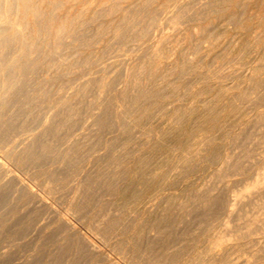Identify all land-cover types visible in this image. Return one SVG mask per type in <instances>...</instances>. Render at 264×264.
<instances>
[{"label": "rangeland", "instance_id": "rangeland-1", "mask_svg": "<svg viewBox=\"0 0 264 264\" xmlns=\"http://www.w3.org/2000/svg\"><path fill=\"white\" fill-rule=\"evenodd\" d=\"M145 1L147 5L144 3ZM145 1L144 0H138V1L136 0H116V1L110 0L109 2V0H62V1L61 0H55V1L54 0H51V1L50 0H31L30 2L34 7H36L37 5L38 10L41 12L42 11L44 12H42V14L37 18H35L32 15L29 18L30 27L27 29V39L29 40L31 39L30 44L29 43L25 44L24 42L25 39L23 40L24 37H22V34H19L18 36L13 37L12 39L10 38L4 41H0V47L3 46V48H5L3 49L1 47L2 49L0 48V50L2 51L5 50L7 52L6 53L4 51V53H1L2 56H6V58L3 57L4 63L6 59V64H5L6 69L2 70L3 72L1 71L0 81L4 79L3 76L5 75L7 76V78L10 76V78L14 77L15 79H17L19 77L22 79L20 80L18 78L19 81L13 87L12 86H10V88L9 86L8 88L7 86L5 87V89L8 90V92L4 90L5 92L3 91V93L2 92L1 93H2V96L6 95L5 96L6 98L2 97L0 93V119H1L0 120V144L3 143L5 145L8 141V144H6L8 148L5 147L6 145L4 146L3 144H1L0 160L6 163L7 167L9 166L10 173H11V170L13 172L15 171L14 173L20 176V178L22 177V180L25 179L27 183L30 182L31 184L29 183L28 184L30 186L33 185L34 187L32 186L31 187L35 188L36 190L35 189L34 190L38 194L41 193L40 196L46 199L45 201L50 206V207L47 206L46 203L45 204L48 208L44 206L45 205L44 203L41 206L38 199H36L37 197L36 196L34 197V195H32L31 193L26 192V190L23 187H21V185H19V183L16 180L11 179L10 184H8V181L10 179L7 181V176H3L4 174L2 175L1 174L2 171L0 170V176L2 175L0 180L4 179V180H1L2 182L0 181V190H1L0 192V209H1L0 210V218H1V222H0L1 223L0 225V258H1L0 264L2 263L3 264H22V263L23 264H26V263L27 264H52V263L53 264H93L94 262H95L94 264H112L113 262H114L113 264H132V263L133 264H138V263L139 264H146V263L147 264H171V263L173 264H204V263L205 264H240V263L241 264H255V263L261 264L262 263L264 264V254H263L264 252V248H263L264 247L263 246L264 245L263 244L264 243L263 242L264 241L263 240L264 239V232H263L264 231V226H263L264 221L263 220L264 219H261L260 223L256 222L258 223V225H256V223L255 224L252 223L254 225L252 224L248 225L246 223L247 219L251 218L253 215L259 216L258 221H260V218L262 216H263L262 218H264V193H262L264 190V186H262L263 189H261L262 187H260L258 191H255V189H253L254 192H252L251 190L250 192H246L247 194L244 193L243 198L241 197V201L240 200L237 201L235 209L232 210V212L234 211L233 214L228 208V206L230 205L229 199H230L231 193L235 190L242 191L245 188V186L249 182L252 181L251 179H254L253 176L256 175V172H257L256 170H258V167L259 166L261 167L262 165H264V154H263L264 153L263 151L264 150V141H263L264 140L263 138L264 136V131H263L264 130L263 128L264 127V123H263L264 122V116H263L264 106H262L264 105V0H200V1L199 0H151V1L145 0ZM116 2L119 3L120 6ZM147 2H150V3L148 4ZM4 3L5 1L1 0L0 6L3 7ZM12 3H15L14 5H16V0H12ZM112 3L114 4L116 3V5ZM132 4H133V7L135 4V8L129 9V7L132 6ZM184 4L185 6H189V7L188 8L185 7ZM99 6L102 7L101 10ZM104 7H106V9ZM107 7H109L111 11H109L110 9ZM123 8H124V11L125 9L129 11L124 12L122 10ZM138 8H140L141 11L139 10L136 11ZM15 9L16 8L14 7L13 13H15ZM172 9L176 11H172V14H169V12L171 13ZM52 10L53 12H51ZM104 10H106L107 12H105ZM113 10L115 13L112 12ZM142 10H145V11L143 12ZM49 11L51 12L50 14H49ZM104 12L106 13V15ZM139 12L143 16H139L138 14L136 16L134 14V13H139ZM94 13L95 15H92ZM79 14H82V16ZM150 15H151L152 20L149 17ZM167 15L169 17L166 18ZM174 15L175 17H177L176 19L178 18L179 19L178 20L174 19L173 17ZM154 17H155V20H157L156 22H154L155 21ZM121 18L124 20V22ZM147 18L149 19L150 23H148L147 21V25L148 24L149 25L145 26L146 20H148ZM169 18L170 19L173 18V19L169 20ZM119 20H120V23H119ZM132 20L133 22L137 20L136 22L141 23V25L135 22V24H138L136 25L137 27L136 28L135 24L134 23L132 24ZM142 22H144L145 28L148 27L147 29H143ZM157 22L160 25H158ZM121 23L123 24V26H121L122 25ZM154 23H156L157 26ZM59 24L62 25V30L60 32L57 29ZM81 24L84 26H82ZM153 24L155 27H157L156 28L157 30L154 29L155 27L153 26ZM118 25L120 27H118ZM81 26L83 27L82 29H81ZM140 26L142 27V29L140 28ZM120 28L124 30L122 31ZM56 31H58V33ZM155 31H157V33ZM127 32L130 34H128ZM73 36H75L74 39L72 38ZM98 37L100 38L98 39ZM147 40H150V41H147ZM5 42L7 43L5 44ZM88 42L90 45L87 44ZM159 42L160 44H158ZM4 44L7 45V47ZM157 45L158 46L160 45V46L156 47ZM196 45H198L197 50H195ZM17 46H19V48H17ZM37 48H39L38 52H37ZM157 48H159V53H158ZM57 49L59 50L57 51ZM26 50H29V53L25 52ZM8 51L11 54H9ZM192 54H196V56ZM9 55H10V58H9ZM94 55L96 56L94 57ZM189 56H192V57H189ZM91 57L93 58V60L95 59L94 63ZM25 58H29L30 62L28 61V59H25ZM98 58L99 59L101 58V59L99 60ZM1 59L2 58L0 55V60ZM189 59L190 61H188ZM14 61L17 63H15ZM95 61L97 62L95 63ZM19 62H20L21 67L20 66L18 67L15 65V64H19ZM23 62H29V63L24 64ZM31 62H32L31 65H33L34 69L30 65ZM13 63H15L14 64L15 66L12 65L11 67H9ZM103 63H105L106 66H104L105 64L103 65ZM111 63H112V67L111 66L109 67V64L111 65ZM23 64L25 65V68ZM52 64L55 66H53ZM101 64L104 67H102ZM128 64L130 67L128 66ZM148 64H151V65L148 66ZM131 65H133V67H131ZM27 66L28 68H30L29 71L31 70L30 73H27L29 72L28 68H26ZM135 66L136 67L138 66V67L136 68ZM141 67H143V70ZM217 67L220 68V70H218ZM78 68H80L81 70ZM21 69L23 70L22 72H24V69H25L27 74L26 73L23 74L21 72ZM136 69H138L137 72H134ZM13 70L17 72L16 73L12 72ZM127 70L131 71L130 74ZM214 70L215 72H213ZM19 71L22 73V76ZM102 72H104V74ZM127 73L129 74V78H128ZM10 74L12 75V77ZM84 74L86 75L84 76ZM101 74L103 75V78ZM14 75H16V77ZM105 77L106 79H104ZM74 78L76 79V81L78 79H80L81 81L78 80V82H76ZM99 78H101L102 80ZM26 80H28L29 82ZM126 80L127 82H125ZM175 80L177 81L174 82ZM84 81L90 82L89 83L90 86L88 85V82L83 83ZM19 82L21 83L18 84ZM62 82H64L65 84L68 82L67 88L65 84ZM74 82L78 86L75 85L73 87L74 89L70 88L71 86H73V84H75ZM26 83H28V85L30 84L29 85L30 88ZM69 83L70 84L72 83V84L70 85ZM82 83H83V86H82ZM85 84H87V86ZM17 85L19 86L17 87ZM60 85L62 86L60 87ZM68 85L70 86L68 87ZM99 85L101 86L100 93L98 91L100 89ZM109 85H110V88H109ZM106 86H108L107 88H109L110 92L108 91V89L106 90ZM116 86L118 87L116 88ZM226 86L228 87L226 88ZM57 87L58 89H56ZM88 87L90 88V90ZM82 88L85 91L87 90L86 94L83 93L84 96L83 94H81L82 92H85L82 90ZM112 88L114 89V91L112 90ZM19 89L21 90L19 91ZM66 89L69 90L67 91V93H71V94L67 95V93H65ZM258 90L260 91L262 90V91L258 92ZM78 91L80 93V96H78L79 95ZM244 92H246V94ZM89 93L91 94V96ZM116 93L118 94L115 96ZM8 94H10L12 97ZM61 94L67 97H64ZM111 95L112 96L114 95L115 98L114 96L109 98V96ZM7 96H9L10 98ZM70 96L73 97L72 99L73 102L70 101L72 98V97L70 98ZM116 97H119V98H116ZM61 101L63 104H61ZM2 102L5 106L2 105ZM29 102H30V105H29ZM111 102L113 105L111 104ZM18 105L20 106V108ZM68 105H71V106H68ZM254 105L257 107H255ZM58 106L59 107L61 106V107L59 108ZM238 106L240 107V109H238L239 108ZM53 107L58 112L61 111L59 113L57 112L58 114L53 113L55 117L51 115L52 113H49L50 110H51L50 112L54 111ZM71 107L73 110L71 109ZM10 108H11V111L9 110ZM105 108H107V110ZM123 108H125V110ZM16 110H17V113H16ZM56 110L54 112H56ZM39 111L40 112L42 111L41 114ZM70 111H74V112H70ZM239 111L242 113L239 114ZM43 113H44V116L42 115ZM5 114L7 116H5ZM36 114L38 117H36ZM63 115L64 117H62ZM42 116L43 117L46 116L47 120H46V117L44 118V120H42ZM26 117H29V118H26ZM68 119H70V121ZM20 120L22 122H20ZM59 120H61L62 123ZM74 121H76L75 123L77 124L76 126L77 128L75 127V129H77V132L74 129V125H75ZM66 122L67 124H65ZM89 122L90 123L92 122V123L90 124ZM96 123L98 124L96 125ZM36 124L38 125L37 128L35 127L37 126ZM87 124H90L92 128L90 126L88 127ZM259 124H261V126ZM43 125H45V128ZM59 125L63 127H60ZM28 126H31V127L33 126L35 129L31 127L27 129ZM46 126L48 127L46 128ZM66 126L70 128L68 127L66 128ZM84 126L87 129L90 128L91 131L88 130L89 132L88 133L87 130H85ZM25 127L27 128L25 129ZM20 128H22L23 130ZM82 128L85 131L83 134H81V132L83 131ZM120 128H122V130ZM71 130L74 133H72ZM244 130H246V132ZM24 132L25 134H29V137L28 135H26L27 138H25L26 136H24L25 135ZM66 132L69 135V137L67 136ZM70 132L74 135L72 139H70L72 137V134ZM76 133L80 135L78 136ZM16 134H18L17 137H16ZM246 134L250 137V139L251 138L252 139L250 140ZM260 134L262 135L261 138L259 136ZM21 135L23 136L22 137L23 139L22 138L20 139ZM55 135L57 138L53 137ZM10 136L12 140H10ZM12 137H14V139ZM66 137H67V140H65ZM55 138L56 140L54 142ZM258 138H260V140L262 138L263 139L260 141ZM61 139L62 140L64 139L65 142L62 141ZM28 141H31L29 142L30 145L27 143ZM15 142L18 145L15 144ZM62 142H64V144H62L61 146ZM70 142L75 143V145L73 143L70 144ZM34 143L35 144L37 143L38 145L36 144L35 146ZM55 143L58 144V146L55 145ZM14 144H15V148H14ZM42 144L45 147H43ZM51 144L54 147L52 148L49 147L51 146ZM65 144L69 146L71 145V147L66 146ZM11 145H13V147H11ZM26 145L28 148L25 147ZM32 146H35L36 149ZM55 146H57L56 148L58 147H61V148H59V150L58 149L56 150ZM233 146H234V149H232ZM238 146H240L241 148ZM2 147L4 149L1 150ZM73 147L74 149H72ZM24 148L25 149L27 148L28 150H24ZM48 149L50 150L48 151ZM62 149L63 150L65 149V151H63ZM7 150L9 151L7 152ZM10 150H13V151H10ZM61 150L64 152V154ZM66 150L67 152L69 151L67 153V156H66ZM14 151L15 152L17 151V152L15 153ZM40 153H42L43 155ZM27 154L29 155V157ZM38 154L41 156L39 157ZM232 154H234V156ZM47 157L51 159L49 160ZM60 157L61 159L63 158L62 159L63 163ZM70 157L72 159H70ZM36 158H39V159L37 160ZM244 158L245 159L247 158L246 159L247 161ZM13 160H14V163L12 162ZM26 160H28V162H26ZM34 160H35V163H34ZM235 161L236 163L234 164L233 162ZM31 163L35 166H33ZM62 165H64V167H62ZM29 166L31 167L29 168ZM58 166L59 167L61 166V167L59 168ZM27 169L28 171L26 172ZM227 169L228 170L230 169V170L228 171ZM244 169H247V170H244ZM55 170L57 173L55 172ZM236 170L238 173L237 175L233 172V171L236 172ZM251 172L252 173L254 172L253 173L254 175ZM82 173H83V176H82ZM225 173L226 174L228 173L229 175L232 174V175L229 176L227 174L228 175L227 176ZM56 174L58 175L55 176ZM220 174H222L223 176ZM51 175H52L53 180L51 179ZM61 175L62 176L64 175L66 177L64 176L62 177ZM73 175H75V177H73ZM76 176L77 178L80 177L79 180L76 178ZM215 177L218 178V180ZM70 178L71 180L68 181ZM72 179L76 181V184H75V181L73 182ZM12 180H13V184H11ZM111 180L112 181L114 180L113 182L115 184ZM3 181H6V182H3ZM84 181L85 183H83ZM232 181H235V182L233 183ZM77 184L78 185L81 184V185L77 186ZM3 185H6V188H1V187H5ZM14 185L15 187H13ZM57 185L60 187L58 188ZM76 186L77 188L79 187L80 191L81 190L82 191L80 192L79 190L75 189ZM15 188L17 189L16 191H14ZM223 188L225 191L223 190ZM90 189L93 191H91ZM261 190L262 192L259 193ZM102 191L104 193H102ZM223 192L225 193L223 194ZM220 195H221L220 197L221 199L218 198ZM216 197L218 198V200ZM23 201H25V204H23L24 203ZM215 201L218 203H216ZM35 202L36 204H38L37 206ZM243 203L245 205H243ZM31 204L32 205L34 204V205L31 207ZM189 205L190 206L193 205V206L190 207ZM206 207H208V209ZM211 208H213L214 211ZM29 209H32L31 212L29 211ZM217 209H218V212H217ZM236 209H239V210H236ZM113 210L115 212H113ZM226 210H228V213ZM199 213H202L201 214L202 216H200ZM59 216L62 218H60ZM63 218L68 219L75 226L74 229H76V231L72 229L73 227L70 228V226L66 222H64L65 220ZM204 218L206 219L204 220ZM71 220H73L74 222ZM103 220L105 221L103 222ZM225 221L230 222L228 223V226L224 224ZM7 223H9L11 226ZM43 223L47 226H44ZM58 223L62 225H59ZM229 224L233 226L232 229ZM4 225H6L7 227ZM245 225H247V227ZM38 226L39 228H37ZM253 226H255V228L250 229ZM258 226L259 227L262 226V227L259 228ZM40 227L41 228L43 227L45 229L43 228L41 229ZM240 227H242V229L244 228L243 230L246 232L248 230L249 236H247V233L244 232L242 229H240ZM77 228L78 230L81 228L80 229L81 231L80 230L77 231ZM235 228L237 229L239 228L238 230L242 231L241 233L244 235L243 236L240 233V235H242L243 237L242 236L238 237V240L239 238L241 239L243 238V239L239 240V245L237 241L235 242L232 239H231L232 241L229 240L228 242L233 243V244L235 242V244L237 245L231 247L229 246L231 244L225 243L227 241L221 242L220 243L221 245L218 244L219 246L216 245L218 241V236H220L222 233H225L226 229H227V232L229 231L232 233L234 230L233 233H235L237 230V229L235 230ZM24 229L26 230L24 231ZM257 229H258V232H256ZM14 230L16 231V233ZM238 230L237 232L239 233L240 231ZM91 231H93L92 234H91ZM253 232L256 234L258 233L259 236L262 235L260 236V239L256 238V237H259L257 236L258 234L257 235L255 234L256 236L252 235L251 233ZM84 236L86 237L90 236V238L92 237L91 239L92 240L94 239L93 241L95 243L97 242L96 245L100 247V250H94L92 248H89L90 246L86 245L87 239H85L86 237L84 238ZM262 237L263 239L261 240ZM245 238H247L249 241ZM212 240L213 241L215 240V241L212 242ZM252 240H254L255 243H253ZM257 240L260 241V242L258 241L259 244H257ZM38 243H40L41 245ZM58 243H60V245ZM223 244H224V247H223ZM258 245L260 246L259 247L260 249L258 248ZM211 247L213 248L215 247L218 250L217 249L211 250ZM7 248L9 249V251ZM101 251H103L102 253L104 256L102 255ZM2 252L4 253L2 254ZM223 253L225 255H223ZM259 253L261 256H259ZM221 254L223 256H221ZM100 255H102V257ZM104 257L108 258V260L110 258L111 262L110 260L107 261V259H105ZM88 259H90V261ZM259 261L260 262L262 261V262L260 263Z\"/></svg>", "mask_w": 264, "mask_h": 264}, {"label": "bare ground", "instance_id": "bare-ground-1", "mask_svg": "<svg viewBox=\"0 0 264 264\" xmlns=\"http://www.w3.org/2000/svg\"><path fill=\"white\" fill-rule=\"evenodd\" d=\"M0 1H1V0H0ZM4 1H5L4 6H3V7L0 6V41H4V40L10 39V38L12 39L13 37L18 36L19 34H22V37H24L23 40L25 39V40H24L25 44H28V43L30 44L31 39H30V40L27 39V29L30 27L29 18H30L31 15L34 16L35 18H37V17H39V16L42 14V12H44V11H42V12L39 11L38 8H37V5H36V7H34V6L31 4V2H30L31 0H16V5H14L15 3H12V0H4ZM50 1H51V0H50ZM54 1H55V0H54ZM61 1H62V0H61ZM113 1H114V0H113ZM115 1H116V0H115ZM136 1H138V0H136ZM144 1H145V0H144ZM150 1H151V0H150ZM199 1H200V0H199ZM109 2H110V0H109ZM111 2H112V1H111ZM119 2H121V1H119ZM180 2H181V1H180ZM180 2H179V3H180ZM60 3H61V2H60ZM116 3H117V2H116ZM116 3H115V4L112 3V4L116 5ZM144 3L146 4V1H145ZM144 3H143V5H144ZM147 3L149 4L150 2H147ZM40 4H41V3H40ZM105 4H106V3H105ZM117 4L120 6L119 3H117ZM180 4H181V3H180ZM180 4H179V5H180ZM202 4H203V3H202ZM204 4H205V3H204ZM57 5H58V4H57ZM59 5H60V4H59ZM106 5H107V4H106ZM146 5H147V4H146ZM192 5H193V4H192ZM40 6H41V5H40ZM52 6H53V5H52ZM125 6H126V5H125ZM136 6H137V5H136ZM177 6H178V5H177ZM184 6H185V4H184ZM195 6H196V5H195ZM204 6H205V5H204ZM14 7L16 8V9H15V13H13V11H14ZM99 7H100V10H101L102 7H101V6H99ZM116 7H117V6H116ZM171 7H172V6H171ZM185 7L188 8L189 6H185ZM51 8H52V7H51ZM51 8H50V9H51ZM58 8H59V7H58ZM104 8L106 9V7H104ZM107 8H109V7H107ZM130 8H135V4H134V7H133V4H132V6H130L129 9H130ZM158 8H159V7H158ZM176 8H177V7H176ZM39 9H40V8H39ZM41 9H42V8H41ZM109 9H110V8H109ZM141 9H142V8H141ZM180 9H181V8H180ZM182 9H183V8H182ZM185 9H186V8H185ZM122 10L124 11V8H123ZM133 10H134V9H133ZM135 10H136V9H135ZM138 10L141 11L140 8H138L136 11H138ZM189 10H191V9H189ZM80 11H81V9H80ZM94 11H95V10H94ZM94 11H93V12H94ZM104 11L107 12L106 10H104ZM109 11H111V9H110ZM109 11H108V12H109ZM126 11H129V10L125 9L124 12H126ZM142 11L144 12L145 10H142ZM148 11H149V10H148ZM157 11H158V10H157ZM172 11H176V10H173V9H172V10H171V13L169 12V14H172ZM187 11H188V10H187ZM212 11H213V10H212ZM51 12H53V10H52ZM51 12L49 11V14H50ZM101 12H102V11H101ZM105 12H104V13H105ZM112 12H114V10H113ZM146 12H147V11H146ZM185 12H186V10H185ZM203 12H204V11H203ZM76 13H77V12H76ZM95 13H97V12H95ZM95 13L92 14V15H95ZM114 13H115V12H114ZM117 13H118V12H117ZM147 13H148V12H147ZM161 13H162V12H161ZM178 13H179V12H178ZM108 14H109V13H108ZM134 14H135L136 16H137V14H138L139 16H143V15L140 14V12H139V13H134ZM134 14H133V15H134ZM53 15H54V14H53ZM79 15L82 16V14H79ZM105 15H106V13H105ZM125 15H127V14H125ZM156 15H158V14H156ZM156 15H155V16H156ZM161 15H162V14H161ZM175 15H176V14H175ZM175 15L173 16L174 19L177 18V17H175ZM179 15H180V14H179ZM194 15H195V14H194ZM48 16H49V15H48ZM48 16H47V17H48ZM81 16H80V17H81ZM83 16H84V15H83ZM153 16H154V15H153ZM153 16H152V17H153ZM192 16H193V15H192ZM54 17H55V16H54ZM94 17H96V16H94ZM145 17H146V16H145ZM147 17H148V16H147ZM149 17H150V19H151V15H150ZM149 17H148V18H149ZM167 17H169V16L167 15L166 18H167ZM199 17H200V16H199ZM48 18H49V17H48ZM148 18H147V19H148ZM181 18H182V17H181ZM33 19H34V18H33ZM49 19H50V18H49ZM73 19H74V18H73ZM77 19H78V18H77ZM121 19H122V18H121ZM143 19H145V18H143ZM143 19H142V20H143ZM157 19H158V18H157ZM171 19H173V18H171ZM171 19L169 18V20H171ZM178 19H179V18H178ZM178 19H176V20H178ZM183 19H184V18H183ZM189 19H190V18H189ZM41 20H42V19H41ZM92 20H93V19H92ZM122 20H123V19H122ZM128 20H129V19H128ZM128 20H127V21H128ZM134 20H135V19H134ZM138 20H139V19H138ZM151 20H152V19H151ZM151 20H150V21H151ZM154 20H155V17H154ZM176 20H175V21H176ZM70 21H72V20H70ZM136 21H137V20H136ZM136 21H135V22H136ZM144 21H145V20H144ZM147 21H148V23H150V22H149V19L146 20V24H145V26L147 25ZM156 21H157V20H155L154 22H156ZM175 21H174V22H175ZM36 22H38V21H36ZM54 22H55V21H54ZM117 22H118V21H117ZM117 22H116V23H117ZM123 22H124V20H123ZM125 22H126V21H125ZM135 22H133V20H132V24H133V23L135 24ZM151 22H152V21H151ZM172 22H173V21H172ZM181 22H182V21H181ZM70 23H71V22H70ZM82 23H83V22H82ZM119 23H120V20H119ZM119 23H118V24H119ZM136 23H138L139 25H141V23H139V22H136ZM142 23H143V29H147L148 27H147V28L144 27V22H142ZM152 23H153V22H152ZM159 23H161V22H159ZM170 23H171V22H170ZM83 24H84V23H83ZM121 24H122V23H121ZM127 24H128V23H127ZM138 24H135V27H136V25H138ZM154 24L156 25V23H154ZM154 24H153V26H154ZM157 24H158V22H157ZM177 24H179V23H177ZM38 25H39V24H38ZM63 25H64V24H63ZM81 25H82V24H81ZM148 25H149V24H148ZM148 25H147V26H148ZM158 25H160V24H158ZM82 26H84V25H82ZM82 26H81V29L83 28ZM116 26H117V24H116ZM121 26H123V24H122ZM129 26H131V25H129ZM133 26H134V25H133ZM156 26H157V25H156ZM63 27H64V26H63ZM114 27H115V26H114ZM118 27H120V26L118 25ZM125 27H127V26H125ZM154 27H155V26H154ZM154 27H153V28H154ZM178 27H180V26H178ZM115 28H116V27H115ZM136 28H137V27H136ZM140 28L142 29L141 26H140ZM140 28H138V29H140ZM156 28H157V27H155L154 29L157 30ZM57 29H58V31L60 32V31L62 30V25L59 24L58 27H57ZM117 29H119V28H117ZM120 29H121V28H120ZM132 29H133V28H132ZM134 29H135V28H134ZM97 30H98V28H97ZM121 30L123 31L124 29H121ZM150 30H151V28H150ZM173 30H174V29H173ZM58 31H56V32L58 33ZM148 31H149V30H148ZM175 31H176V30H175ZM175 31H174V32H175ZM37 32H38V31H37ZM101 32H102V31H101ZM130 32H131V31H130ZM137 32H138V31H137ZM143 32H144V30H143ZM155 32L157 33V31H155ZM155 32H154V33H155ZM204 32H205V31H204ZM107 33H108V32H107ZM127 33H128V32H127ZM156 33H155V34H156ZM172 33H173V32H172ZM175 33H176V32H175ZM36 34H37V33H36ZM83 34H84V33H83ZM114 34H115V33H114ZM120 34H121V33H120ZM128 34H130V33H128ZM128 34H127V35H128ZM158 34H159V33H158ZM162 34H163V33H162ZM44 35H45V34H44ZM44 35H43V36H44ZM55 35H56V34H55ZM61 35H62V34H61ZM91 35H92V34H91ZM99 35H100V34H99ZM150 35H151V34H150ZM37 36H38V35H37ZM37 36H36V37H37ZM58 36H59V34H58ZM97 36H98V35H97ZM112 36H113V35H112ZM118 36H119V34H118ZM118 36H117V37H118ZM134 36H135V35H134ZM153 36H154V35H153ZM155 36H156V35H155ZM162 36H163V35H162ZM56 37H57V36H56ZM74 37H75V36H73L72 38L74 39ZM88 37H89V36H88ZM115 37H116V35H115ZM122 37H123V36H122ZM130 37H131V35H130ZM38 38H39V37H38ZM38 38H37V39H38ZM44 38H45V37H44ZM92 38H93V37H92ZM99 38H100V37H98V39H99ZM123 38H124V37H123ZM155 38H156V37H155ZM159 38H160V37H159ZM162 38H163V37H162ZM60 39H61V38H60ZM62 39H63V38H62ZM68 39H69V38H68ZM90 39H91V38H90ZM112 39H113V38H112ZM114 39H116V38H114ZM160 39H161V38H160ZM160 39H159V40H160ZM166 39H167V38H166ZM17 40H18V39H17ZM157 40H158V39H157ZM157 40H156V42H157ZM161 40H162V39H161ZM163 40H164V39H163ZM36 41H37V40H36ZM43 41H44V39H43ZM57 41H58V40H57ZM73 41H74V40H73ZM147 41H150V40H147ZM205 41H206V40H205ZM208 41H209V40H208ZM63 42H64V41H63ZM63 42H62V43H63ZM206 42H207V41H206ZM6 43H7V42H5V44H6ZM36 43H37V42H36ZM43 43H44V42H43ZM43 43H42V44H43ZM54 43H55V42H54ZM78 43H79V42H78ZM161 43H162V42H161ZM5 44H4V45H5ZM64 44H65V43H64ZM87 44H89V42H88ZM94 44H95V43H94ZM108 44H109V43H108ZM116 44H117V43H116ZM158 44H160V42H159ZM89 45H90V44H89ZM96 45H97V43H96ZM114 45H115V44H114ZM117 45H118V44H117ZM5 46L7 47V45H5ZM9 46H11V45H9ZM46 46H47V45H46ZM55 46H56V45H55ZM122 46H123V45H122ZM154 46H155V45H154ZM159 46H160V45H159ZM159 46L157 45L156 47H159ZM197 46H198V45H196V49L194 48L195 50H197ZM1 47L3 48V46H1ZM1 47H0V48H1ZM13 47H14V46H13ZM26 47H27V46H26ZM34 47H35V46H34ZM34 47H33V48H34ZM41 47H42V46H41ZM61 47H63V46H61ZM135 47H136V46H135ZM2 48H1V49H2ZM17 48H19V46H17ZM33 48H32V49H33ZM74 48H75V47H74ZM126 48H127V46H126ZM3 49H5V48H3ZM6 49H7V48H6ZM26 49H27V48H26ZM38 49H39V48H37V52L39 51ZM41 49H42V48H41ZM45 49H46V48H45ZM54 49H55V48H54ZM105 49H106V48H105ZM129 49H130V48H129ZM135 49H136V48H135ZM154 49H155V48H154ZM157 49H158V53H159V48H157ZM194 49H193V50H194ZM199 49H200V48H199ZM58 50H59V49H57V51H58ZM4 51H5V50H4ZM4 51L0 50V55H1V58H2V59L0 60V73H1L2 70L6 69V67H5L6 59H5V63L3 62V61H4V60H3V57L6 58V56H2V54H1V53H4ZM11 51H12V50H11ZM15 51H16V50H15ZM91 51H92V50H91ZM131 51H132V50H131ZM153 51H154V50H153ZM156 51H157V50H156ZM156 51H155V53H156ZM184 51H185V50H184ZM5 52H6V51H5ZM25 52H28V53H29V50H26ZM44 52H45V51H44ZM197 52H198V51H197ZM6 53H7V52H6ZM8 53H9V51H8ZM151 53H152V52H151ZM153 53H154V52H153ZM9 54H11V53H9ZM3 55H5V54H3ZM6 55H7V54H6ZM20 55H22V54H20ZM39 55H40V54H39ZM91 55H92V54H91ZM192 55H195V56H196V54H192ZM11 56H12V55H11ZM31 56H32V54H31ZM95 56H96V55H94V57H95ZM105 56H106V55H105ZM187 56H188V55H187ZM214 56H215V55H214ZM26 57H27V56H26ZM35 57H36V56H35ZM88 57H89V56H88ZM183 57H184V56H183ZM189 57H192V56H189ZM189 57H188V58H189ZM222 57H223V56H222ZM7 58H8V57H7ZM9 58H10V55H9ZM9 58H8V59H9ZM20 58H21V57H20ZM91 58H92V57H91ZM233 58H234V57H233ZM25 59H28V61H29V58H25ZM31 59H33V58H31ZM83 59H84V58H83ZM98 59H99V58H98ZM100 59H101V58H100ZM100 59H99V60H100ZM134 59H135V58H134ZM175 59H176V58H175ZM190 59H192V58H190ZM190 59H189L188 61H190ZM33 60H35V59H33ZM33 60H32V62H33ZM92 60H93V58H92ZM94 60H95V59H94ZM94 60H93V63H94ZM116 60H117V59H116ZM230 60H231V58H230ZM261 60H262V59H261ZM7 61H8V60H7ZM82 61H83V60H82ZM82 61H81V62H82ZM84 61H85V60H84ZM128 61H129V60H128ZM131 61H132V60H131ZM183 61H184V59H183ZM201 61H202V60H201ZM212 61H213V59H212ZM227 61H228V60H227ZM14 62H15V61H14ZM29 62H30V61H29ZM29 62H23V63L26 64V63H29ZM32 62L30 63V65L32 64ZM37 62H38V61H37ZM85 62H86V61H85ZM96 62H97V61H95V63H96ZM133 62H134V61H133ZM149 62H150V61H149ZM15 63H17V62H15ZM15 63L11 64L10 66H9V64H8V66H9V67H11L12 65H13V66L16 65V66H18V67L20 66V62H19V64H15ZM39 63H40V62H39ZM53 63H54V62H53ZM82 63H83V62H82ZM89 63H90V62H89ZM91 63H92V62H91ZM134 63H135V62H134ZM134 63H133V64H134ZM147 63H148V61H147ZM150 63H151V62H150ZM183 63H184V62H183ZM14 64H15V65H14ZM24 64H23V65H24ZM83 64H84V63H83ZM104 64H105V63H103V65H104ZM190 64H191V63H190ZM190 64H189V65H190ZM193 64H194V63H193ZM197 64H198V63H197ZM211 64H212V63H211ZM214 64H215V63H214ZM46 65H47V64H46ZM50 65H51V63H50ZM52 65H53V64H52ZM72 65H74V64H72ZM137 65H138V64H137ZM142 65H143V64H142ZM149 65H151V64H148V66H149ZM183 65H184V64H183ZM199 65H201V64H199ZM261 65H262V63H261ZM28 66H29V65H28ZM28 66H27L26 68H28ZM34 66H35V65H34ZM36 66H37V65H36ZM53 66H55V65H53ZM101 66H102V64H101ZM104 66H106V64H105ZM104 66H102V67H104ZM110 66L112 67V63H111V65L109 64V67H110ZM128 66H129V64H128ZM143 66H144V65H143ZM159 66H160V65H159ZM214 66H215V65H214ZM219 66H220V65H219ZM20 67H21V66H20ZM31 67L34 69L33 65H31ZM87 67H88V66H87ZM109 67H108V68H109ZM129 67H130V66H129ZM131 67H133V65H131ZM135 67H136V66H135ZM137 67H138V66H137ZM137 67H136V68H137ZM195 67H196V66H195ZM197 67H198V66H197ZM212 67H213V66H212ZM262 67H263V66H262ZM24 68H25V65H24ZM32 68H31V69H32ZM81 68H82V67H81ZM124 68H125V67H124ZM126 68H127V67H126ZM141 68H142V70H143V67H141ZM148 68H150V67H148ZM157 68H158V67H157ZM187 68H188V67H187ZM217 68H218V67H217ZM217 68H216V69H217ZM8 69H9V68H8ZM10 69H11V68H10ZM22 69H23V67H22ZM22 69H21V72L23 71ZM29 69H30V68H28V71H29ZM33 69H32V70H33ZM76 69H77V68H76ZM78 69H80V68H78ZM168 69H169V68H168ZM172 69H173V68H172ZM201 69H202V68H201ZM19 70H20V69H19ZM46 70H47V69H46ZM49 70H50V68H49ZM80 70H81V69H80ZM91 70H92V69H91ZM102 70H103V69H102ZM104 70H105V69H104ZM112 70H113V69H112ZM129 70H131V69H129ZM129 70H127V71H128L129 74H130L131 71H129ZM137 70H138V69H136L134 72H137ZM149 70H150V69H149ZM188 70H189V69H188ZM218 70H220V68H218ZM9 71H10V70H9ZM30 71H31V70H30ZM30 71L27 72V73H30ZM47 71H48V70H47ZM71 71H72V70H71ZM74 71H75V70H74ZM77 71H79V70H77ZM100 71H101V70H100ZM107 71H108V70H107ZM127 71H126V72H127ZM140 71H141V70H140ZM169 71H170V70H169ZM172 71H173V70H172ZM181 71H182V70H181ZM183 71H185V70H183ZM2 72H3V71H2ZM12 72H15V73H16L17 71H14V70H13ZM19 72H20V71H19ZM21 72H20L21 76H22V73H23V74L26 73L25 69H24V72H22V73H21ZM32 72H33V71H32ZM87 72H88V71H87ZM96 72H97V71H96ZM134 72H132V73H134ZM142 72H143V71H142ZM211 72H212V71H211ZM213 72H215V70H214ZM27 73H26V74H27ZM71 73H72V72H71ZM100 73H101V72H100ZM102 73L104 74V72H102ZM182 73H183V72H182ZM2 74H4V73H2ZM6 74H7V73H6ZM13 74H14V73H13ZM26 74H25V75H26ZM31 74H32V73H31ZM35 74H36V73H35ZM62 74H63V73H62ZM64 74H65V72H64ZM125 74H126V73H125ZM127 74H128V73H127ZM129 74H128V78H129ZM165 74H166V73H165ZM179 74H180V73H179ZM214 74H215V73H214ZM10 75H11V74H10ZM16 75H17V74H16ZM16 75H14V76L16 77ZM82 75H83V74H82ZM85 75H86V74H84V76H85ZM101 75H102V74H101ZM113 75H114V74H113ZM140 75H141V74H140ZM5 76H6V75H5ZM5 76H3L4 79L1 80L2 82L0 81V82H1V83H0V93H1V92L3 93L4 90H5L6 92H8V90L5 89L6 86H7V88H8V86H9V88H10V86L13 87V86L19 81V79L22 80V79L19 78V77H18L19 79H18V78L15 79L14 77H13V78H10V76H9V77L7 78V76H6V77H5ZM18 76H19V75H18ZM30 76H31V75H30ZM38 76H39V75H38ZM63 76H64V75H63ZM84 76H83V77H84ZM99 76H100V75H99ZM125 76H126V75H125ZM132 76H133V75H132ZM159 76H160V75H159ZM162 76H163V75H162ZM227 76H228V75H227ZM11 77H12V75H11ZM26 77H27V76H26ZM57 77H58V75H57ZM77 77H78V76H77ZM77 77H75V78H77ZM90 77H91V76H90ZM228 77H229V76H228ZM228 77H227V78H228ZM5 78H6V79H5ZM22 78H23V77H22ZM36 78H37V77H36ZM45 78H46V77H45ZM48 78H50V77H48ZM75 78H74V79H75ZM84 78H85V77H84ZM102 78H103V75H102ZM128 78H127V79H128ZM139 78H140V77H139ZM177 78H178V77H177ZM71 79H72V78H71ZM74 79H73V80H74ZM81 79H82V78H81ZM89 79H90V78H89ZM91 79H92V78H91ZM93 79H94V78H93ZM96 79H97V78H96ZM99 79H101V78H99ZM104 79H106V77H105ZM148 79H149V78H148ZM43 80H44V79H43ZM45 80H47V79H45ZM49 80H50V79H49ZM69 80H70V79H69ZM73 80H72V81H73ZM78 80H80V79H78ZM78 80L76 81V79H75L76 82H78ZM84 80H86V79H84ZM101 80H102V79H101ZM113 80H114V79H113ZM134 80H135V79H134ZM172 80H173V79H172ZM224 80H225V79H224ZM23 81H24V79H23ZM26 81H28V80H26ZM30 81H31V80H30ZM80 81H81V80H80ZM95 81H96V80H95ZM137 81H138V80H137ZM176 81H177V80H175L174 82H176ZM28 82H29V81H28ZM38 82H39V81H38ZM85 82L87 83L88 81H84L83 83H85ZM125 82H127V80H126ZM146 82H147V81H146ZM258 82H259V81H258ZM20 83H21V82H19L18 84H20ZM40 83H41V82H40ZM60 83H61V82H60ZM62 83H64V82H62ZM74 83H75V82H74ZM83 83H82V86H83ZM89 83H90V82H88V85L90 86ZM91 83H92V82H91ZM97 83H98V82H97ZM103 83H105V82H103ZM113 83H114V82H113ZM26 84L28 85V83H26ZM64 84H65V83H64ZM64 84H62V85H64ZM67 84H68V82L65 84L66 88H67ZM69 84H70V83H69ZM71 84H72V83H71ZM71 84H70V85H71ZM101 84H102V82H101ZM107 84H108V83H107ZM109 84H110V83H109ZM115 84H117V83H115ZM125 84H126V83H125ZM125 84H124V85H125ZM139 84H140V83H139ZM185 84H186V83H185ZM236 84H238V83H236ZM239 84H240V83H239ZM24 85H25V84H24ZM29 85H30V84H29ZM29 85H28V86H29ZM62 85H60V87H61ZM70 85H68V87H69ZM75 85H76V83L73 84V86H71L70 88H73ZM85 85L87 86V84H85ZM132 85H133V84H132ZM175 85H176V84H175ZM175 85H174V86H175ZM232 85H234V84H232ZM18 86H19V85H17V87H18ZM21 86H22V85H21ZM65 86H63V87H65ZM76 86H78V85H76ZM144 86H145V85H144ZM12 87H11V88H12ZM17 87H16V88H17ZM23 87H24V86H23ZM31 87H32V86H31ZM58 87H59V86H58ZM58 87H57L56 89H58ZM63 87H62V89H63ZM107 87H108V86H106V90L108 89V91H109L110 85H109V88H107ZM117 87H118V86H116V88H117ZM121 87H122V86H121ZM223 87H224V86H223ZM227 87H228V86H226V88H227ZM233 87H234V86H233ZM236 87H237V86H236ZM252 87H253V86H252ZM257 87H258V86H257ZM20 88H21V87H20ZM29 88H30V86H29ZM33 88H34V87H33ZM38 88H39V87H38ZM40 88H41V87H40ZM79 88H80V87H79ZM88 88H89V87H88ZM92 88H93V87H92ZM92 88H91V89H92ZM99 88H100V89H99ZM99 88H98L99 90H98V89H97V90H98L99 93H100V90H101V86H100V85H99ZM114 88H115V86H114ZM253 88H254V87H253ZM14 89H15V88H14ZM27 89H28V88H27ZM56 89H55V91H56ZM62 89H60V90H62ZM68 89H69V88H68ZM68 89H66L65 93H67V91L70 90V89H69V90H68ZM73 89H74V88H73ZM76 89H77V88H76ZM93 89H94V88H93ZM102 89H103V87H102ZM159 89H161V88H159ZM239 89H240V88H239ZM246 89H248V88H246ZM15 90H16V89H15ZM20 90H21V89H19V91H20ZM22 90H23V89H22ZM60 90H58V91H60ZM82 90H83V88H82ZM82 90H81V92H82ZM89 90H90V88H89ZM89 90H88V91H89ZM112 90L114 91L113 88H112ZM125 90H126V89H125ZM141 90H142V89H141ZM219 90H220V89H219ZM222 90H223V89H222ZM225 90H226V89H225ZM250 90H252V89H250ZM253 90H254V89H253ZM5 91H4V92H5ZM10 91H11V89H10ZM13 91H14V90H13ZM27 91H28V90H27ZM39 91H40V90H39ZM50 91H51V90H50ZM71 91H72V90H71ZM71 91H70V92H71ZM73 91H74V90H73ZM83 91H85V90H83ZM86 91H87V90H86ZM86 91H85V92H82L81 94H83V93L86 94ZM108 91H107V93H108ZM120 91H121V90H120ZM146 91H147V90H146ZM151 91H152V90H151ZM200 91H201V90H200ZM256 91H257V90H256ZM259 91H260V90H258V92H259ZM261 91H262V90H261ZM261 91H260V92H261ZM76 92H77V91H76ZM109 92H110V91H109ZM116 92H117V90H116ZM155 92H156V91H155ZM176 92H177V91H176ZM2 93H1V96H2ZM28 93H29V92H28ZM43 93H44V92H43ZM55 93H56V92H55ZM78 93H79V91H78ZM78 93H77V94H78ZM99 93H98V94H99ZM143 93H144V92H143ZM177 93H178V92H177ZM204 93H205V92H204ZM242 93H243V92H242ZM244 93L246 94V92H244ZM4 94H5V93H4ZM6 94H7V93H6ZM18 94H19V93H18ZM22 94H23V93H22ZM25 94H26V93H25ZM52 94H53V93H52ZM68 94H71V93H67V95H68ZM84 94H83V96H84ZM89 94H90V93H89ZM94 94H95V93H94ZM113 94H114V93H113ZM117 94H118V93H116L115 96H116ZM119 94H120V92H119ZM247 94H248V93H247ZM257 94H258V93H257ZM262 94H263V93H262ZM8 95H10V94H8ZM27 95H28V94H27ZM53 95H54V94H53ZM61 95H63V94H61ZM73 95H74V94H73ZM87 95H88V94H87ZM87 95H85V96H87ZM102 95H104V94H102ZM122 95H123V94H122ZM169 95H170V94H169ZM169 95H167V96H169ZM199 95H200V94H199ZM234 95H235V94H234ZM240 95H241V94H240ZM260 95H261V94H260ZM5 96H6V95H3L2 97L6 98ZM10 96H11V95H10ZM15 96H16V94H15ZM21 96H22V95H21ZM63 96H64V95H63ZM78 96H80V93H79ZM90 96H91V94H90ZM97 96H98V95H97ZM99 96H100V95H99ZM113 96H114V95H113ZM113 96L111 95V96H109V98H111V97H113ZM115 96H114V98H115ZM118 96H119V95H118ZM164 96H165V95H164ZM243 96H244V95H243ZM243 96H242V97H243ZM249 96H250V95H249ZM257 96H258V95H257ZM7 97H9V96H7ZM11 97H12V96H11ZM24 97H25V96H24ZM27 97H28V96H27ZM32 97H33V95H32ZM64 97H67V96H64ZM71 97H72V96H70V98H71ZM120 97H121V96H120ZM141 97H142V96H141ZM194 97H195V96H194ZM242 97H241V98H242ZM258 97H259V96H258ZM4 98H3V99H4ZM9 98H10V97H9ZM18 98H20V97H18ZM18 98H17V99H18ZM59 98H61V97H59ZM94 98H95V97H94ZM94 98H93V99H94ZM103 98H104V97H103ZM116 98H119V97H116ZM260 98H261V97H260ZM3 99H2V100H3ZM7 99H8V98H7ZM13 99H14V98H13ZM32 99H33V98H32ZM72 99H73V97L71 98L70 101H72ZM80 99H81V98H80ZM93 99H91V100H93ZM100 99H101V98H100ZM135 99H137V98H135ZM177 99H178V98H177ZM177 99H176V100H177ZM243 99H244V98H243ZM257 99H258V98H257ZM47 100H48V99H47ZM62 100H63V99H62ZM77 100H78V99H77ZM86 100H87V99H86ZM107 100H109V99H107ZM110 100H111V99H110ZM146 100H147V99H146ZM5 101H6V100H5ZM15 101H16V100H15ZM24 101H25V100H24ZM43 101H44V100H43ZM70 101H69V102H70ZM101 101H102V100H101ZM198 101H199V100H198ZM247 101H248V100H247ZM255 101H256V100H255ZM11 102H12V101H11ZM19 102H20V101H19ZM26 102H27V101H26ZM36 102H37V101H36ZM50 102H51V100H50ZM69 102H68V103H69ZM72 102H73V101H72ZM79 102H80V101H79ZM87 102H88V101H87ZM92 102H93V101H92ZM102 102H103V101H102ZM127 102H128V101H127ZM151 102H152V101H151ZM170 102H171V101H170ZM174 102H175V100H174ZM178 102H179V101H178ZM192 102H193V101H192ZM5 103H6V102H5ZM24 103H25V102H24ZM59 103H60V102H59ZM64 103H65V102H64ZM103 103H104V102H103ZM108 103H109V101H108ZM113 103H114V102H113ZM122 103H124V102H122ZM261 103H262V102H261ZM19 104H20V103H19ZM26 104H27V103H26ZM61 104H63L62 101H61ZM77 104H78V103H77ZM111 104H112V102H111ZM126 104H127V103H126ZM134 104H135V103H134ZM162 104H163V103H162ZM169 104H170V103H169ZM171 104H172V103H171ZM252 104H253V103H252ZM2 105H4L3 102H2ZM8 105H9V104H8ZM29 105H30V102H29ZM38 105H39V104H38ZM38 105H36V106H38ZM44 105H45V104H44ZM57 105H59V104H57ZM64 105H65V104H64ZM112 105H113V104H112ZM117 105H118V104H117ZM167 105H168V104H167ZM229 105H231V104H229ZM232 105H233V103H232ZM237 105H238V104H237ZM247 105H248V104H247ZM250 105H251V104H250ZM4 106H5V105H4ZM18 106H19V105H18ZM46 106H47V105H46ZM53 106H54V105H53ZM61 106H62V105H61ZM61 106H60V107H61ZM68 106H71V105H68ZM78 106H79V105H78ZM78 106H77V107H78ZM90 106H91V105H90ZM115 106H116V105H115ZM115 106H113V107H115ZM163 106H164V105H163ZM254 106H255V105H254ZM258 106H259V105H258ZM262 106H264V105H262ZM6 107H7V106H6ZM23 107H24V106H23ZM23 107H22V108H23ZM58 107H59V106H58ZM60 107H59V108H60ZM64 107H65V106H64ZM96 107H97V106H96ZM96 107H95V109H96ZM107 107H108V106H107ZM113 107H112V108H113ZM117 107H118V106H117ZM121 107H122V106H121ZM177 107H179V106H177ZM229 107H230V106H229ZM238 107H239V106H238ZM255 107H257V106H255ZM255 107H254V108H255ZM2 108H3V107H2ZM11 108H12V107H11ZM11 108L9 109L10 111H11ZM19 108H20V106H19ZM24 108H25V107H24ZM39 108H40V107H39ZM44 108H45V107H44ZM49 108H50V107H49ZM53 108H54V107H53ZM56 108H57V107H56ZM65 108H66V107H65ZM86 108H87V107H86ZM36 109H37V107H36ZM51 109H52V108H51ZM68 109H69V108H68ZM71 109H72V107H71ZM105 109L107 110V108H105ZM105 109H104V110H105ZM123 109L125 110V108H123ZM175 109H176V108H175ZM238 109H240V107H239ZM19 110H20V109H19ZM23 110H24V109H23ZM43 110H44V109H43ZM43 110H42V111H43ZM48 110H49V109H48ZM55 110H56V109L54 108V111H55ZM72 110H73V109H72ZM101 110H102V109H101ZM134 110H135V109H134ZM169 110H170V109H169ZM234 110H235V109H234ZM246 110H247V109H246ZM246 110H245V111H246ZM251 110H252V109H251ZM2 111H3V110H2ZM2 111H1V112H2ZM6 111H7V110H6ZM20 111H21V110H20ZM28 111H29V110H28ZM42 111H41V112H42ZM50 111H51V110H50ZM50 111H49V113H52L51 115H53V116H54L53 113L58 114L59 112H61V111L58 112L57 110H56V112H54V111L50 112ZM135 111H136V110H135ZM155 111H156V110H155ZM157 111H158V110H157ZM229 111H230V110H229ZM252 111H253V110H252ZM13 112H14V111H13ZM39 112H40V111H39ZM41 112H40V114H41ZM57 112H58V113H57ZM68 112H69V110H68ZM68 112H67V113H68ZM70 112H74V111H70ZM102 112H103V111H102ZM126 112H127V111H126ZM227 112H228V111H227ZM254 112H255V111H254ZM254 112H252V113H254ZM261 112H262V111H261ZM10 113H11V112H10ZM10 113H9V114H10ZM16 113H17V110H16ZM63 113H64V112H63ZM63 113H62V114H63ZM76 113H77V112H76ZM111 113H113V112H111ZM114 113H116V112H114ZM131 113H132V112H131ZM152 113H153V112H152ZM176 113H177V112H176ZM235 113H236V112H235ZM240 113H242V112L239 111V114H240ZM245 113H246V112H245ZM247 113H248V111H247ZM262 113H263V112H262ZM262 113H261V114H262ZM9 114H8V115H9ZM12 114H13V113H12ZM28 114H29V113H28ZM28 114H27V115H28ZM65 114H66V113H65ZM98 114H100V113H98ZM231 114H232V113H231ZM255 114H256V113H255ZM30 115H31V114H30ZM33 115H34V114H33ZM38 115H39V113H38ZM42 115L44 116V113H43ZM51 115H50V116H51ZM67 115H68V114H67ZM70 115H71V113H70ZM78 115H79V114H78ZM88 115H89V114H88ZM88 115H87V116H88ZM92 115H93V114H92ZM101 115H102V114H101ZM103 115H104V114H103ZM114 115H115V114H114ZM122 115H123V114H122ZM140 115H141V114H140ZM176 115H177V114H176ZM257 115H258V114H257ZM5 116H7V115L5 114ZM9 116H10V115H9ZM17 116H18V115H17ZM43 116H42V120H44V118L46 117V116H45V117H43ZM50 116H49V117H50ZM60 116H61V115H60ZM65 116H66V115H65ZM68 116H69V115H68ZM115 116H116V115H115ZM142 116H143V115H142ZM172 116H174V115H172ZM259 116H260V115H259ZM263 116H264V115H263ZM14 117H15V116H14ZM14 117H13V118H14ZM36 117H38L37 114H36ZM40 117H41V115H40ZM51 117H52V116H51ZM54 117H55V116H54ZM62 117H64V115H63ZM85 117H86V116H85ZM106 117H107V116H106ZM110 117H111V116H110ZM176 117H178V116H176ZM235 117H237V116H235ZM243 117H244V116H243ZM5 118H6V117H5ZM5 118H4V119H5ZM17 118H19V117H17ZM24 118H25V117H24ZM26 118H29V117H26ZM102 118H103V117H102ZM107 118H108V117H107ZM107 118H106V119H107ZM119 118H120V116H119ZM240 118H241V117H240ZM260 118H261V117H260ZM14 119H15V118H14ZM36 119H37V118H36ZM48 119H49V118H48ZM58 119H59V118H58ZM64 119H65V118H64ZM76 119H77V118H76ZM76 119H75V120H76ZM95 119H96V118H95ZM108 119H109V118H108ZM111 119H112V118H111ZM111 119H110V120H111ZM117 119H118V118H117ZM139 119H140V118H139ZM249 119H250V118H249ZM0 120H1V119H0ZM15 120H16V119H15ZM21 120H22V119H21ZM21 120H20V122H22ZM46 120H47V117H46ZM46 120H45V121H46ZM56 120H57V119H56ZM56 120H55V121H56ZM68 120L70 121V119H68ZM68 120H67V121H68ZM90 120H91V119H90ZM97 120H98V118H97ZM110 120H109V121H110ZM120 120H121V118H120ZM256 120H257V119H256ZM27 121H28V120H27ZM27 121H26V122H27ZM49 121H50V120H49ZM59 121H61V120H59ZM88 121H89V120H88ZM101 121H102V120H101ZM101 121H100V122H101ZM134 121H135V120H134ZM262 121H263V120H262ZM4 122H5V120H4ZM4 122H2V123H4ZM8 122H9V121H8ZM23 122H24V121H23ZM29 122H31V121H29ZM29 122H28V123H29ZM33 122H35V121H33ZM42 122H43V121H42ZM46 122H47V121H46ZM46 122H45V123H46ZM52 122H53V120H52ZM75 122H76V121H74V123H75ZM92 122H93V121H92ZM92 122H91V123H92ZM100 122H99V123H100ZM252 122H254V121H252ZM12 123H14V122H12ZM18 123H19V122H18ZM38 123H39V122H38ZM38 123H37V124H38ZM61 123H62V121H61ZM87 123H88V122H87ZM89 123H90V122H89ZM91 123H90V124H91ZM94 123H95V122H94ZM94 123H93V124H94ZM123 123H124V121H123ZM126 123H127V122H126ZM263 123H264V122H263ZM8 124H9V123H8ZM21 124H22V123H21ZM33 124H35V123H33ZM37 124H36V125H37ZM40 124H41V123H40ZM42 124H43V123H42ZM47 124H48V123H47ZM47 124H45V125H47ZM56 124H57V123H56ZM63 124H64V123H63ZM65 124H67V122H66ZM65 124H64V125H65ZM90 124H87V126L89 127ZM97 124H98V123H96V125H97ZM108 124H109V123H108ZM110 124H111V123H110ZM250 124H252V123H250ZM254 124H255V123H254ZM254 124H253V125H254ZM256 124H257V123H256ZM4 125H5V124H4ZM31 125H32V124H31ZM45 125H43L44 128H45ZM73 125H74V124H73ZM81 125H82V124H81ZM122 125H123V124H122ZM259 125L261 126V124H259ZM15 126H16V125H15ZM56 126H57V125H56ZM59 126H60V125H59ZM76 126H77V124L75 123V125H74V129H75ZM85 126H86V125H85ZM85 126H84V128H85ZM101 126H102V125H101ZM248 126H250V125H248ZM7 127H8V126H7ZM12 127H14V126H12ZM20 127H21V125H20ZM22 127H23V126H22ZM29 127H31V126H28V128L25 127V129H26V128L29 129ZM35 127L37 128L38 125L35 126ZM47 127H48V126H46V128H47ZM50 127H51V126H50ZM60 127H63V126H60ZM60 127H59V128H60ZM67 127H68V126H66V128H67ZM72 127H73V126H72ZM80 127H82V126H80ZM90 127L92 128V126H90ZM113 127H114V126H113ZM116 127H117V126H116ZM127 127H128V126H127ZM257 127H258V126H257ZM2 128H3V127H2ZM31 128H34V127L32 126ZM54 128H55V127H54ZM68 128H70V127H68ZM76 128H77V127H76ZM95 128H96V127H95ZM210 128H211V127H210ZM263 128H264V127H263ZM263 128H262V129H263ZM10 129H11V128H10ZM14 129H15V128H14ZM14 129H13V130H14ZM17 129H18V127H17ZM20 129H22V128H20ZM25 129H24V130H25ZM34 129H35V128H34ZM34 129H33V130H34ZM64 129H65V128H64ZM93 129H94V128H93ZM93 129H92V130H93ZM105 129H106V128H105ZM120 129L122 130V128H120ZM211 129H212V128H211ZM241 129H242V128H241ZM245 129H246V128H245ZM251 129H252V127H251ZM258 129H259V128H258ZM258 129H257V130H258ZM5 130H6V128H5ZM13 130H11V131H13ZM22 130H23V129H22ZM31 130H32V129H31ZM40 130H41V129H40ZM54 130H55V129H54ZM59 130H60V129H59ZM59 130H58V131H59ZM75 130H76V132H77V129H75ZM75 130H74V131H75ZM82 130H83V128H82ZM85 130H87V132H88V130L91 131L90 128H88V129L85 128ZM140 130H141V129H140ZM1 131H2V130H1ZM20 131H21V130H20ZM26 131H27V130H26ZM29 131H30V130H29ZM43 131H44V130H43ZM71 131H72V130H71ZM79 131H80V130H79ZM147 131H148V130H147ZM244 131L246 132V130H244ZM244 131H243V133H244ZM263 131H264V130H263ZM263 131H262V132H263ZM21 132H22V131H21ZM31 132H32V131H31ZM31 132H30V133H31ZM41 132H42V131H41ZM53 132H54V131H53ZM68 132H69V131H68ZM84 132H85V131L83 130V131L81 132V134H83ZM123 132H124V131H123ZM123 132H122V133H123ZM252 132H253V130H252ZM15 133H17V132H15ZM19 133H20V132H19ZM55 133H56V132H55ZM70 133H71V132H70ZM72 133H74V132L72 131ZM72 133H71V134H72ZM79 133H80V132H79ZM88 133H89V132H88ZM91 133H92V132H91ZM99 133H100V132H99ZM109 133H110V132H109ZM109 133H108V134H109ZM138 133H139V132H138ZM254 133H256V132H254ZM260 133H261V131H260ZM5 134H6V133H5ZM24 134H25V132H24ZM24 134H23V135H24ZM39 134H40V133H39ZM51 134H52V133H51ZM60 134H61V133H60ZM64 134H65V133H64ZM66 134H67V132H66ZM76 134L78 135V133H76ZM141 134H142V133H141ZM17 135H18V134H16V137H17ZM26 135H28V137H29V134H25L24 136H26ZM35 135H36V134H35ZM79 135H80V134H79ZM79 135H78V136H79ZM125 135H126V134H125ZM142 135H143V134H142ZM228 135H229V134H228ZM244 135H245V133H244ZM246 135H247V134H246ZM262 135H263V133H262ZM262 135H261V134L259 135L260 138H261ZM11 136H12V135H11ZM11 136H10V140H12V139H11ZM42 136H44V135H42ZM42 136H41V137H42ZM45 136H46V135H45ZM51 136H52V135H51ZM65 136H66V135H65ZM67 136L69 137L68 134H67ZM75 136H76V135H75ZM81 136H82V135H81ZM85 136H86V135H85ZM198 136H199V135H198ZM241 136H242V135H241ZM251 136H252V135H251ZM256 136H257V135H256ZM14 137H15V136H14ZM14 137H12V138L14 139ZM22 137H23V136L21 135L20 139H21ZM33 137H34V136H33ZM33 137H31V138H33ZM47 137H48V136H47ZM53 137H56V135L53 136ZM53 137H52V138H53ZM73 137H74V135L72 134V137H71L70 139H72ZM86 137H87V136H86ZM206 137H207V136H206ZM245 137H246V136H245ZM247 137L250 139V137H249L248 135H247ZM247 137H246V138H247ZM4 138H5V137H4ZM8 138H9V137H8ZM25 138H27V136H26ZM25 138H24V139H25ZM56 138H57V137H56ZM56 138L54 139V142H55ZM62 138H63V137H62ZM76 138H77V137H76ZM78 138H79V137H78ZM130 138H131V137H130ZM147 138H148V137H147ZM234 138H235V137H234ZM237 138H238V137H237ZM248 138H247V139H248ZM260 138H258V139L260 140ZM263 138H264V136H263ZM263 138H262V139H263ZM22 139H23V138H22ZM39 139H41V138H39ZM43 139H44V138H43ZM43 139H42V140H43ZM80 139H81V138H80ZM83 139H84V138H83ZM95 139H97V138H95ZM251 139H252V138H251ZM251 139H250V140H251ZM258 139H256V140H258ZM262 139H261V140H262ZM8 140H9V139H8ZM30 140H31V139H30ZM36 140H37V138H36ZM47 140H48V139H47ZM49 140H50V139H49ZM61 140H62V139H61ZM65 140H67V137H66ZM74 140H75V139H74ZM74 140H73V141H74ZM127 140H128V139H127ZM235 140H236V139H235ZM235 140H234V141H235ZM242 140H243V139H242ZM261 140H260V141H261ZM5 141H7V140H5ZM34 141H35V140H34ZM52 141H53V139H52ZM57 141H58V140H57ZM62 141H64V139H63ZM71 141H72V140H71ZM77 141H78V139H77ZM89 141H90V140H89ZM93 141H94V140H93ZM93 141H92V143H93ZM105 141H106V140H105ZM239 141H241V140H239ZM244 141H245V139H244ZM247 141H248V140H247ZM247 141H246V142H247ZM263 141H264V140H263ZM29 142H31V141H28V142H27V143L30 145ZM42 142H43V141H42ZM49 142H50V141H49ZM64 142H65V141H64ZM64 142L61 143V146H62V144H64ZM102 142H103V141H102ZM135 142H136V141H135ZM202 142H203V141H202ZM258 142H259V141H258ZM18 143H19V142H18ZM23 143H24V141H23ZM25 143H26V142H25ZM44 143H45V141H44ZM50 143H51V142H50ZM52 143H53V142H52ZM71 143H73V142H70V144H71ZM121 143H122V142H121ZM241 143H242V142H241ZM247 143H248V142H247ZM253 143H254V142H253ZM1 144H3V143H1ZM1 144H0V147H1ZM6 144H8V141H7ZM6 144H5V145H6ZM15 144H17V143L15 142ZM15 144H14V148H15ZM34 144H35V143H34ZM36 144H37V143H36ZM36 144H35V146H36ZM39 144H40V143H39ZM73 144L75 145V143H73ZM73 144H72V145H73ZM81 144H82V143H81ZM125 144H126V143H125ZM140 144H141V143H140ZM237 144H238V143H237ZM245 144H246V143H245ZM250 144H251V143H250ZM260 144H261V142H260ZM3 145H4V144H3ZM5 145H4V146H5ZM17 145H18V144H17ZM20 145H21V144H20ZM37 145H38V144H37ZM42 145H43V144H42ZM48 145H49V144H48ZM55 145L58 146V144H56V143H55ZM65 145H66V144H65ZM196 145H197V144H196ZM233 145H235V144H233ZM247 145H248V144H247ZM252 145H254V144H252ZM35 146H32V147L35 148ZM57 146H55V148H56ZM59 146H60V145H59ZM66 146H69V145H66ZM66 146H64V147H66ZM79 146H80V144H79ZM95 146H96V145H95ZM97 146H98V145H97ZM111 146H112V144H111ZM262 146H263V145H262ZM5 147H7V145H6ZM11 147H13V145H11ZM18 147H19V146H18ZM25 147H27V145H26ZM43 147H45V146L43 145ZM43 147H42V148H43ZM49 147L52 148V147H54V146H52V144H51V146H49ZM69 147H71V145H70ZM92 147H93V146H92ZM107 147H108V146H107ZM238 147H240V146H238ZM245 147H246V146H245ZM245 147H244V148H245ZM251 147H252V146H251ZM253 147H254V146H253ZM7 148H8V147H7ZM19 148H20V147H19ZM22 148H23V147H22ZM27 148H28V147H27ZM27 148H26V149L24 148V150H28ZM37 148H38V147H37ZM51 148H50V149H51ZM59 148H61V147L56 148V150H57V149L59 150ZM62 148H63V147H62ZM127 148H128V147H127ZM235 148H236V147H235ZM240 148H241V147H240ZM2 149H4V148L2 147L1 150H2ZM10 149H12V148H10ZM35 149H36V148H35ZM46 149H47V148H46ZM50 149H48V151H49ZM70 149H71V148H70ZM70 149H69V150H70ZM72 149H74V147H73ZM78 149H79V148H78ZM78 149H77V150H78ZM107 149H108V148H107ZM132 149H134V148H132ZM137 149H138V148H137ZM232 149H234V146L232 147ZM245 149H246V148H245ZM258 149H259V148H258ZM18 150H20V149H18ZM24 150H22V151H24ZM32 150H33V149H32ZM54 150H55V149H54ZM62 150H63V149H62ZM62 150H61V151H62ZM93 150H94V149H93ZM115 150H116V149H115ZM130 150H131V149H130ZM229 150H230V149H229ZM241 150H243V149H241ZM8 151H9V150H7V152H8ZM10 151H13V150H10ZM42 151H43V150H42ZM63 151H65V149H64ZM63 151H62V152H63ZM109 151H110V150H109ZM131 151H132V150H131ZM231 151H232V150H231ZM237 151H239V150H237ZM245 151H247V150H245ZM245 151H244V152H245ZM248 151H249V150H248ZM263 151H264V150H263ZM7 152H6V153H7ZM14 152H15V151H14ZM16 152H17V151H16ZM16 152H15V153H16ZM29 152H30V151H29ZM39 152H40V151H39ZM50 152H51V151H50ZM53 152H54V151H53ZM68 152H69V151H68ZM68 152H67V150H66V156H67V153H68ZM74 152H75V151H74ZM77 152H78V151H77ZM90 152H91V151H90ZM97 152H98V151H97ZM144 152H145V151H144ZM252 152H254V151H252ZM260 152H261V151H260ZM18 153H19V152H18ZM18 153H17V154H18ZM22 153H24V152H22ZM26 153H27V152H26ZM48 153H49V152H48ZM56 153H57V152H56ZM94 153H96V152H94ZM108 153H109V152H108ZM231 153H232V152H231ZM233 153H234V152H233ZM255 153H256V152H255ZM262 153H263V152H262ZM10 154H11V153H10ZM13 154H14V153H13ZM17 154H16V155H17ZM36 154H37V153H36ZM40 154H42V153H40ZM63 154H64V152H63ZM75 154H76V153H75ZM88 154H89V153H88ZM102 154H103V153H102ZM229 154H230V152H229ZM238 154H239V153H238ZM238 154H237V155H238ZM240 154H241V153H240ZM263 154H264V153H263ZM5 155H6V154H5ZM16 155H15V156H16ZM24 155H25V154H24ZM27 155H28V154H27ZM42 155H43V154H42ZM47 155H48V154H47ZM51 155H52V154H51ZM84 155H85V154H84ZM90 155H91V154H90ZM106 155H107V154H106ZM106 155H105V157H106ZM223 155H224V154H223ZM232 155L234 156V154H232ZM3 156H4V154H3ZM3 156H2V157H3ZM11 156H12V155H11ZM38 156L40 157L41 155L38 154ZM57 156H58V155H57ZM61 156H62V155H61ZM218 156H219V155H218ZM239 156H240V155H239ZM252 156H253V154H252ZM12 157H13V156H12ZM12 157H11V159H12ZM28 157H29V155H28ZM32 157H33V156H32ZM36 157H37V156H36ZM50 157H51V156H50ZM74 157H75V156H74ZM77 157H78V155H77ZM95 157H96V156H95ZM228 157H229V156H228ZM236 157H237V156H236ZM247 157H248V156H247ZM249 157H250V156H249ZM5 158H6V157H5ZM47 158L49 159V157H47ZM51 158H52V157H51ZM51 158H50V159H51ZM55 158H56V157H55ZM103 158H104V157H103ZM230 158H231V157H230ZM8 159H9V158H8ZM36 159L38 160L39 158H36ZM50 159H49V160H50ZM60 159H61V157H60ZM62 159H63V158H62ZM62 159H61V160H62ZM70 159H72V158L70 157ZM73 159H74V158H73ZM120 159H121V158H120ZM231 159H232V158H231ZM241 159H242V158H241ZM244 159H245V158H244ZM246 159H247V158H246ZM246 159H245V160H246ZM253 159H254V158H253ZM9 160H10V159H9ZM20 160H21V159H20ZM54 160H55V159H54ZM58 160H59V159H58ZM67 160H68V159H67ZM118 160H119V159H118ZM124 160H125V159H124ZM138 160H139V159H138ZM245 160H244V161H245ZM7 161H8V160H7ZM10 161H11V160H10ZM10 161H9V162H10ZM29 161H30V159H29ZM56 161H57V160H56ZM64 161H65V160H64ZM70 161H71V160H70ZM70 161H69V162H70ZM139 161H140V160H139ZM223 161H224V160H223ZM231 161H232V160H231ZM246 161H247V160H246ZM254 161H255V160H254ZM12 162L14 163V160H13ZM26 162H28V160H26ZM53 162H55V161H53ZM65 162H66V161H65ZM77 162H78V161H77ZM81 162H82V161H81ZM137 162H138V161H137ZM211 162H212V161H211ZM257 162H258V161H257ZM261 162H262V161H261ZM17 163H18V162H17ZM34 163H35V160H34ZM62 163H63V160H62ZM62 163H61V164H62ZM66 163H67V162H66ZM96 163H97V162H96ZM108 163H109V162H108ZM113 163H114V162H113ZM221 163H222V162H221ZM233 163L235 164L236 161L233 162ZM8 164H9V163H8ZM11 164H12V163H11ZM27 164H28V163H27ZM31 164H32V163H31ZM38 164H39V162H38ZM54 164H55V163H54ZM54 164H53V165H54ZM67 164H68V163H67ZM71 164H72V162H71ZM81 164H83V163H81ZM234 164H233V165H234ZM15 165H16V163H15ZM17 165H18V164H17ZM32 165H33V164H32ZM73 165H74V164H73ZM226 165H227V164H226ZM236 165H237V164H236ZM242 165H243V164H242ZM12 166H13V165H12ZM21 166H22V165H21ZM21 166H20V167H21ZM33 166H35V165H33ZM36 166H37V165H36ZM65 166H66V165H65ZM70 166H71V165H70ZM77 166H78V165H77ZM230 166H231V165H230ZM240 166H241V165H240ZM16 167H17V166H16ZM30 167H31V166H29V168H30ZM56 167H57V166H56ZM58 167H59V166H58ZM60 167H61V166H60ZM60 167H59V168H60ZM62 167H64V165H62ZM67 167H68V166H67ZM72 167H73V166H72ZM83 167H84V166H83ZM109 167H110V166H109ZM227 167H228V166H227ZM233 167H234V166H233ZM245 167H246V166H245ZM250 167H251V166H250ZM259 167H260V166H259ZM259 167H258V170H256V171H257V172H256V175L253 174L254 172H253V173L251 172V173L254 175V176H253L254 179H251L252 181L249 182V183L247 182L248 184L245 186V188H244L243 190L241 189L242 191H237V190L234 189L235 191L232 192V190H231L232 193H231V195H230V199H229V200H230V203H229V201H228V203L230 204V205L228 206V208H229V210H230L231 212H232V210L235 209V206H236L237 201H239V200L241 201V197L243 198V194H244V193L247 194L246 192H250L251 190H252V192H254L253 189H255V191H258V189H259L260 187L264 186V185H263V184H264V165H262L260 168H259ZM29 168H28V169H29ZM59 168H58V169H59ZM69 168H70V167H69ZM225 168H226V167H225ZM9 169H10L9 166L7 167V164L4 163V162H2V161L0 160V170L2 171L1 174H2V175L4 174L3 176H7V181L10 179V180L8 181V184H10L11 179L16 180V181L19 183V185H21V187H23V188L26 190V192L31 193L32 195H34V197H35V196L37 197L36 199H38V201L40 202V205H41V206L43 205V203H44V204L46 203L47 206H49V204L45 201L46 199H44L42 196H40L41 193L38 194V193L35 191L36 189H35V188H32V187H34V186L31 185V186H32V187H31V186L29 185V184H31L30 182H28V183H29V184H28L27 181H26L25 179H23V180H25L26 182L23 181V180H22V177L20 178V176H18V175H16V174L14 173L15 171L13 172V171L11 170V173H10V170H9ZM28 169L26 170V172L28 171ZM54 169H55V168H54ZM63 169H65V168H63ZM63 169H62V170H63ZM67 169H68V168H67ZM67 169H66V170H67ZM72 169H73V168H72ZM76 169H77V168H76ZM219 169H220V168H219ZM231 169H232V168H231ZM238 169H239V168H238ZM16 170H17V169H16ZM21 170H22V169H21ZM62 170H61V172H62ZM66 170H65V171H66ZM227 170H228V169H227ZM229 170H230V169H229ZM229 170H228V171H229ZM233 170H234V169H233ZM239 170H240V169H239ZM242 170H243V169H242ZM244 170H247V169H244ZM252 170H253V169H252ZM53 171H54V170H53ZM57 171H58V170H57ZM110 171H111V170H110ZM213 171H214V170H213ZM220 171H221V170H220ZM225 171H226V170H225ZM231 171H232V170H231ZM248 171H249V170H248ZM12 172H13V173H12ZM20 172H21V171H20ZM30 172H31V171H30ZM40 172H41V171H40ZM55 172H56V170H55ZM55 172H54V173H55ZM66 172H67V171H66ZM69 172H70V171H69ZM86 172H87V171H86ZM91 172H92V171H91ZM98 172H99V171H98ZM233 172H234L236 175L238 174V173H237V170H236V172H235V171H233ZM51 173H52V172H51ZM56 173H57V172H56ZM63 173H64V171H63ZM106 173H107V172H106ZM231 173H232V172H231ZM239 173H240V172H239ZM246 173H247V172H246ZM27 174H28V173H27ZM48 174H49V172H48ZM58 174H59V173H58ZM58 174H56L55 176H57ZM61 174H62V173H61ZM98 174H99V173H98ZM102 174H103V173H102ZM104 174H105V172H104ZM213 174H214V173H213ZM225 174H226V173H225ZM227 174H228V173H227ZM227 174H226V175H227ZM235 174H234V175H235ZM2 175H1V176H2ZM25 175H26V174H25ZM38 175H39V174H38ZM43 175H44V174H43ZM59 175H60V174H59ZM79 175H80V174H79ZM86 175H87V174H86ZM89 175H90V174H89ZM220 175H222V174H220ZM228 175H229V174H228ZM228 175H227V176H228ZM231 175H232V174H231ZM231 175H229V176H231ZM1 176H0V178H1ZM36 176H37V175H36ZM61 176H62V175H61ZM63 176H64V175H63ZM63 176H62V177H63ZM82 176H83V173H82ZM82 176H81V177H82ZM108 176H109V175H108ZM119 176H120V175H119ZM213 176H214V175H213ZM222 176H223V175H222ZM227 176H226V177H227ZM239 176H240V175H239ZM239 176H238V177H239ZM31 177H32V176H31ZM64 177H66V176H64ZM73 177H75V175H73ZM96 177H97V176H96ZM216 177H217V176H216ZM216 177H215V178H216ZM218 177H219V176H218ZM224 177H225V176H224ZM224 177H223V178H224ZM241 177H242V175H241ZM250 177H251V176H250ZM253 177H252V178H253ZM28 178H30V177H28ZM48 178H49V177H48ZM53 178H54V177H53ZM56 178H57V177H56ZM56 178H55V179H56ZM76 178H77V176H76ZM76 178H75V179H76ZM79 178H80V177H78L77 179L79 180ZM85 178H86V177H85ZM88 178H89V177H88ZM51 179H52V175H51ZM73 179H74V178H73ZM73 179H72V180H73ZM99 179H100V178H99ZM107 179H108V178H107ZM112 179H114V178H112ZM216 179L218 180V178H216ZM216 179H215V180H216ZM233 179H234V177H233ZM245 179H246V178H245ZM1 180H4V179H1ZM1 180H0V181H1ZM27 180H28V179H27ZM37 180H38V179H37ZM45 180H46V179H45ZM52 180H53V179H52ZM58 180H59V179H58ZM60 180H61V179H60ZM70 180H71V178H70L68 181H70ZM83 180H84V179H83ZM83 180H82V181H83ZM85 180H86V179H85ZM115 180H116V179H115ZM222 180H223V179H222ZM28 181H29V180H28ZM68 181H66V182H68ZM74 181H75V180H73V182H74ZM98 181H100V180H98ZM111 181H112V180H111ZM113 181H114V180H113ZM113 181H112V182H113ZM236 181H237V180H236ZM1 182H2V181H1ZM3 182H6V181H3ZM78 182H80V181H78ZM206 182H207V181H206ZM215 182H216V181H215ZM218 182H219V181H218ZM232 182L234 183L235 181H232ZM48 183H49V182H48ZM69 183H70V182H69ZM83 183H85V181H84ZM83 183H82V185H83ZM109 183H110V182H109ZM113 183H114V182H113ZM117 183H118V182H117ZM11 184H13V180H12V183H11ZM15 184H16V183H15ZM58 184H59V183H58ZM75 184H76V181H75ZM114 184H115V183H114ZM222 184H223V183H222ZM225 184H226V183H225ZM227 184H228V183H227ZM16 185H17V184H16ZM39 185H40V184H39ZM45 185H46V184H45ZM45 185H44V186H45ZM53 185H54V184H53ZM55 185H56V184H55ZM79 185H81V184H79ZM79 185L77 184V186H79ZM109 185H110V184H109ZM233 185H234V184H233ZM233 185H232V186H233ZM239 185H240V184H239ZM3 186H5V187H1V188H6V185H3ZM17 186H18V185H17ZM40 186H41V185H40ZM57 186H58V185H57ZM73 186H74V185H73ZM77 186H76L75 189L79 190V187L77 188ZM102 186H103V185H102ZM217 186H218V185H217ZM225 186H226V185H225ZM234 186H235V185H234ZM9 187H10V186H9ZM13 187H15V185H14ZM18 187H19V186H18ZM59 187H60V186H58V188H59ZM70 187H71V186H70ZM87 187H88V186H87ZM95 187H96V186H95ZM100 187H101V186H100ZM223 187H224V186H223ZM44 188H45V187H44ZM92 188H93V187H92ZM119 188H120V187H119ZM34 189H35V190H34ZM51 189H52V188H51ZM66 189H67V188H66ZM80 189H81V188H80ZM106 189H107V188H106ZM202 189H203V188H202ZM210 189H211V188H210ZM221 189H222V187H221ZM230 189H231V187H230ZM256 189H257V190H256ZM261 189H263V187H262ZM8 190H9V189H8ZM16 190H17V189L15 188L14 191H16ZM22 190H23V189H22ZM70 190H71V189H70ZM77 190H76V191H77ZM83 190H84V188H83ZM90 190H91V189H90ZM90 190H89V191H90ZM198 190H199V189H198ZM212 190H213V189H212ZM212 190H211V191H212ZM223 190H224V188H223ZM18 191H19V190H18ZM68 191H69V190H68ZM76 191H75V192H76ZM79 191H80V190H79ZM81 191H82V190H81ZM81 191H80V192H81ZM91 191H93V190H91ZM154 191H155V190H154ZM213 191H214V190H213ZM213 191H212V192H213ZM220 191H221V190H220ZM224 191H225V190H224ZM0 192H1V190H0ZM9 192H10V191H9ZM11 192H12V191H11ZM23 192H24V191H23ZM42 192H44V191H42ZM46 192H47V191H46ZM94 192H95V191H94ZM114 192H115V191H114ZM252 192H251V193H252ZM261 192H262V190H261L259 193H261ZM47 193H48V192H47ZM49 193H50V192H49ZM84 193H85V192H84ZM97 193H99V192H97ZM102 193H104V192L102 191ZM203 193H204V192H203ZM203 193H202V194H203ZM210 193H211V192H210ZM219 193H220V192H219ZM224 193H225V192H223V194H224ZM257 193H258V192H257ZM262 193H264V190H263ZM43 194H44V193H43ZM64 194H65V193H64ZM66 194H67V193H66ZM78 194H79V193H78ZM112 194H113V193H112ZM202 194H201V195H202ZM214 194H215V193H214ZM220 194H221V193H220ZM3 195H4V194H3ZM44 195H45V194H44ZM207 195H208V194H207ZM209 195H210V194H209ZM215 195H216V194H215ZM215 195H214V196H215ZM249 195H251V194H249ZM257 195H258V194H257ZM1 196H2V195H1ZM17 196H18V195H17ZM86 196H87V194H86ZM137 196H138V195H137ZM217 196H218V195H217ZM252 196H253V195H252ZM97 197H98V195H97ZM97 197H96V198H97ZM100 197H101V195H100ZM102 197H103V196H102ZM201 197H202V196H201ZM208 197H209V196H208ZM220 197H221V195H220L218 198L221 199ZM246 197H247V196H246ZM255 197H256V196H255ZM90 198H92V197H90ZM193 198H194V197H193ZM198 198H200V197H198ZM216 198H217V197H216ZM218 198H217V200H218ZM225 198H226V197H225ZM239 198H240V199H239ZM248 198H249V197H248ZM256 198H257V197H256ZM28 199H29V198H28ZM74 199H75V198H74ZM84 199H85V198H84ZM79 200H80V199H79ZM206 200H207V199H206ZM245 200H246V199H245ZM251 200H252V199H251ZM258 200H259V199H258ZM1 201H2V200H1ZM47 201H48V200H47ZM59 201H60V200H59ZM174 201H175V200H174ZM200 201H202V200H200ZM212 201H213V200H212ZM5 202H7V201H5ZM18 202H19V201H18ZM23 202H24L23 204H25V201H23ZM26 202H27V201H26ZM28 202H29V201H28ZM39 202H38V203H39ZM61 202H62V201H61ZM191 202H192V201H191ZM213 202H214V201H213ZM215 202H216V201H215ZM222 202H224V201H222ZM248 202H250V201H248ZM31 203H32V202H31ZM41 203H42V204H41ZM81 203H82V202H81ZM96 203H97V202H96ZM99 203H100V202H99ZM197 203H198V202H197ZM216 203H218V202H216ZM225 203H226V202H225ZM241 203H242V202H241ZM246 203H247V201H246ZM3 204H4V202H3ZM23 204H22V205H23ZM26 204H28V203H26ZM29 204H30V203H29ZM35 204H36V202H35ZM46 204L44 205L45 207H47ZM64 204H65V203H64ZM66 204H67V203H66ZM110 204H111V203H110ZM199 204H200V203H199ZM201 204H202V203H201ZM206 204H207V203H206ZM19 205H20V204H19ZM33 205H34V204H33ZM33 205L31 204V207H32ZM37 205H38V204H36V206H37ZM40 205H39V206H40ZM58 205H59V203H58ZM102 205H103V204H102ZM196 205H197V204H196ZM216 205H217V204H216ZM243 205H245V204L243 203ZM16 206H17V205H16ZM44 206H43V207H44ZM86 206H87V204H86ZM104 206H105V205H104ZM189 206H190V205H189ZM192 206H193V205H192ZM192 206H190V207H192ZM199 206H200V205H199ZM241 206H242V204H241ZM1 207H2V206H1ZM6 207H7V206H6ZM10 207H11V206H10ZM12 207H13V206H12ZM45 207H44V208H45ZM49 207H50V206H49ZM51 207H52V206H51ZM71 207H72V206H71ZM71 207H70V208H71ZM91 207H92V206H91ZM109 207H110V206H109ZM194 207H195V206H194ZM196 207H197V206H196ZM209 207H210V206H209ZM212 207H214V206H212ZM13 208H14V207H13ZM47 208H48V207H47ZM76 208H77V207H76ZM80 208H81V207H80ZM200 208H201V207H200ZM206 208L208 209V207H206ZM215 208H216V207H215ZM250 208H251V207H250ZM262 208H263V207H262ZM84 209H85V208H84ZM89 209H90V208H89ZM118 209H119V208H118ZM118 209H117V210H118ZM194 209H195V208H194ZM211 209H213V208H211ZM0 210H1V209H0ZM31 210H32V209H29L30 212H31ZM44 210H45V209H44ZM54 210H55V209H54ZM69 210H70V209H69ZM92 210H93V209H92ZM106 210H107V209H106ZM188 210H189V209H188ZM188 210H187V211H188ZM195 210H196V209H195ZM195 210H194V211H195ZM199 210H200V209H199ZM215 210H216V209H215ZM236 210H239V209H236ZM242 210H243V209H242ZM248 210H249V209H248ZM10 211H11V210H10ZM51 211H53V210H51ZM57 211H58V210H57ZM107 211H108V210H107ZM177 211H178V210H177ZM207 211H208V210H207ZM210 211H211V210H210ZM210 211H209V212H210ZM213 211H214V209H213ZM226 211H227V213H228V210H226ZM226 211H224V212H226ZM2 212H3V211H2ZM27 212H28V211H27ZM30 212H29V213H30ZM55 212H56V211H55ZM77 212H78V211H77ZM113 212H115V211L113 210ZM190 212H191V210H190ZM192 212H193V210H192ZM200 212H201V211H200ZM202 212H203V210H202ZM217 212H218V209H217ZM233 212H234V211H233ZM233 212H232V214H233ZM259 212H260V211H259ZM60 213H61V212H60ZM69 213H70V212H69ZM75 213H76V211H75ZM79 213H80V212H79ZM79 213H78V214H79ZM215 213H216V212H215ZM241 213H242V212H241ZM23 214H24V213H23ZM26 214H27V213H26ZM55 214H56V213H55ZM55 214H54V215H55ZM61 214H62V213H61ZM97 214H98V213H97ZM99 214H100V213H99ZM104 214H105V213H104ZM199 214H200V216H202V215H201L202 213H199ZM205 214H206V213H205ZM220 214H221V213H220ZM224 214H225V213H224ZM236 214H237V212H236ZM245 214H246V213H245ZM253 214H254V213H253ZM2 215H3V214H2ZM33 215H34V214H33ZM64 215H66V214H64ZM68 215H69V214H68ZM110 215H112V214H110ZM116 215H118V214H116ZM173 215H174V214H173ZM196 215H197V214H196ZM36 216H37V215H36ZM61 216H62V215H61ZM70 216H71V215H70ZM97 216H98V215H97ZM193 216H194V215H193ZM208 216H209V215H208ZM231 216H232V215H231ZM5 217H6V216H5ZM46 217H47V216H46ZM59 217H60V216H59ZM62 217H63V216H62ZM62 217H60V218H62ZM98 217H99V216H98ZM104 217H105V216H104ZM107 217H108V216H107ZM112 217H113V216H112ZM175 217H176V216H175ZM204 217H205V215H204ZM218 217H219V215H218ZM223 217H224V216H223ZM234 217H236V216H234ZM240 217H241V215H240ZM242 217H243V216H242ZM262 217H263V216H262ZM262 217L260 218V221H258V220H259V216H258V215H253L251 218L247 219L246 223H247L248 225H249V224H252V223L255 224L256 222H259V223H260V222H261V219H264V218H262ZM15 218H16V217H15ZM20 218H21V217H20ZM32 218H33V217H32ZM36 218H37V217H36ZM42 218H43V217H42ZM64 218H66V217H64ZM64 218H63V219H64ZM77 218H78V217H77ZM94 218H95V217H94ZM158 218H159V217H158ZM193 218H194V217H193ZM201 218H202V217H201ZM216 218H217V217H216ZM227 218H228V217H227ZM2 219H3V218H2ZM4 219H5V218H4ZM91 219H92V218H91ZM96 219H98V218H96ZM117 219H118V218H117ZM162 219H163V218H162ZM205 219H206V218H204V220H205ZM217 219H218V218H217ZM22 220H23V219H22ZM37 220H38V219H37ZM60 220H61V219H60ZM64 220H65V221H64ZM64 220H62V221L66 222V223L70 226V228H71V227H73L72 229L75 228V226H74V225H73L68 219H64ZM171 220H172V219H171ZM190 220H191V219H190ZM200 220H201V219H200ZM207 220H208V219H207ZM14 221H15V220H14ZM57 221H58V220H57ZM71 221H73V220H71ZM96 221H97V220H96ZM104 221H105V220H103V222H104ZM183 221H184V220H183ZM229 221H230V220H229ZM263 221H264V220H263ZM263 221H262V222H263ZM0 222H1V218H0ZM2 222H3V221H2ZM8 222H9V221H8ZM17 222H18V221H17ZM37 222H38V221H37ZM60 222H61V221H60ZM73 222H74V221H73ZM113 222H114V221H113ZM116 222H117V221H116ZM171 222H172V221H171ZM173 222H174V221H173ZM188 222H189V220H188ZM196 222H198V221H196ZM233 222H234V221H233ZM28 223H29V222H28ZM30 223H32V222H30ZM38 223H39V222H38ZM50 223H51V222H50ZM66 223H64V224H66ZM79 223H81V222H79ZM101 223H102V222H101ZM212 223H213V222H212ZM228 223H230V222L225 221L224 224H225L226 226H228ZM7 224H9V223H7ZM58 224H59V223H58ZM82 224H83V223H82ZM113 224H114V223H113ZM116 224H117V223H116ZM125 224H126V223H125ZM125 224H123V225H125ZM221 224H222V223H221ZM254 224H252V225H254ZM261 224H262V223H261ZM0 225H1V223H0ZM9 225H10V224H9ZM43 225H44V226H47V225H45L44 223H43ZM59 225H62V224H59ZM68 225H67V226H68ZM151 225H152V224H151ZM167 225H168V224H167ZM172 225H173V224H172ZM187 225H188V224H187ZM225 225H223V226H225ZM229 225H230V224H229ZM240 225H241V224H240ZM240 225H239V226H240ZM252 225H251V226H252ZM256 225H258V223H256ZM4 226H6V225H4ZM10 226H11V225H10ZM34 226H35V225H34ZM67 226H65V227H67ZM69 226H68V227H69ZM84 226H85V225H84ZM92 226H93V225H92ZM99 226H100V225H99ZM127 226H129V225H127ZM175 226H176V225H175ZM230 226H231V225H230ZM242 226H243V225H242ZM245 226L247 227V225H245ZM263 226H264V224H263ZM6 227H7V226H6ZM57 227H58V226H57ZM57 227H56V228H57ZM107 227H108V226H107ZM145 227H146V226H145ZM154 227H156V226H154ZM171 227H172V226H171ZM177 227H178V226H177ZM194 227H195V226H194ZM219 227H220V226H219ZM232 227H233V226H231V229H232ZM234 227H235V226H234ZM237 227H238V226H237ZM243 227H244V226H243ZM256 227H257V226H256ZM258 227H259V226H258ZM261 227H262V226H261ZM261 227H259V228H261ZM8 228H9V227H8ZM10 228H11V227H10ZM23 228H24V227H23ZM26 228H27V227H26ZM31 228H32V227H31ZM33 228H34V227H33ZM37 228H39V226H38ZM40 228H41V227H40ZM42 228H43V227H42ZM42 228H41V229H42ZM70 228H69V229H70ZM81 228H82V227H81ZM81 228H80V229H81ZM87 228H88V227H87ZM109 228H110V227H109ZM208 228H209V227H208ZM252 228L254 229L255 226L251 227L250 229H252ZM13 229H14V228H13ZM43 229H45V228H43ZM64 229H65V228H64ZM80 229H79V230H80ZM96 229H97V228H96ZM111 229H112V228H111ZM118 229H119V228H118ZM196 229H197V228H196ZM217 229H218V228H217ZM228 229H229V228H228ZM231 229H230V230H231ZM236 229H237V228H235V230H236ZM238 229H239V228H238ZM238 229H237V230H238ZM240 229H242V227H240ZM243 229H244V228H243ZM243 229H242V230H243ZM250 229H249V230H250ZM25 230H26V229H24V231H25ZM27 230H28V229H27ZM34 230H36V229H34ZM74 230L76 231V229H74ZM79 230H78V228H77V231H79ZM89 230H90V229H89ZM107 230H108V229H107ZM166 230H167V229H166ZM175 230H176V229H175ZM188 230H190V229H188ZM202 230H203V229H202ZM213 230H214V229H213ZM237 230H236L235 233H233L234 230H233L232 233L229 232V231L227 232V229H226V231L224 230L225 233H222L220 236H218V241L216 240V241H217L216 245H218V244H220L221 242H224V241H227V242H225L226 244H227V243H228V244H231V245H229V246H231V247L237 245V244H235L236 241H237V243H238V245H239V240H240L241 238H239V240H238V237L242 236L243 234L241 233L242 231L238 230V231H240V232L238 233ZM246 230H247V228H246ZM5 231H6V230H5ZM14 231H15V230H14ZM14 231H13V232H14ZM31 231H33V230H31ZM52 231H53V230H52ZM61 231H62V230H61ZM65 231H66V230H65ZM80 231H81V230H80ZM93 231H94V230H93ZM93 231H91V234H92ZM123 231H124V230H123ZM125 231H126V230H125ZM159 231H160V230H159ZM178 231H179V230H178ZM191 231H192V230H191ZM194 231H195V230H194ZM243 231H244V230H243ZM253 231H254V230H253ZM3 232H4V231H3ZM10 232H12V231H10ZM34 232H35V231H34ZM56 232H57V231H56ZM121 232H122V231H121ZM157 232H158V231H157ZM166 232H167V231H166ZM205 232H206V231H205ZM222 232H223V231H222ZM244 232H246V231H244ZM244 232H243V233H244ZM256 232H258V229H257ZM263 232H264V231H263ZM15 233H16V231H15ZM19 233H20V232H19ZM38 233H39V232H38ZM64 233H65V232H64ZM64 233H63V234H64ZM86 233H87V232H86ZM86 233H85V234H86ZM139 233H140V232H139ZM146 233H147V232H146ZM154 233H155V232H154ZM214 233H215V232H214ZM214 233H213V234H214ZM240 233H241L242 235H240ZM246 233H247V236H249V234H248V230H247ZM253 233H254V232H253ZM253 233H251V234H252V235H255V234H256V233H254V234H253ZM259 233H260V232H259ZM20 234H21V233H20ZM31 234H32V233H31ZM36 234H37V233H36ZM60 234H61V233H60ZM79 234H80V233H79ZM147 234H148V233H147ZM168 234H169V233H168ZM189 234H190V232H189ZM217 234H218V233H217ZM257 234H258V233H257ZM257 234H256V235H257ZM2 235H3V234H2ZM11 235H12V234H11ZM25 235H26V234H25ZM33 235H34V234H33ZM100 235H101V234H100ZM203 235H204V234H203ZM256 235H255V236H256ZM14 236H15V235H14ZM46 236H47V235H46ZM59 236H60V235H59ZM162 236H163V235H162ZM243 236H244V235H243ZM243 236H242V237H243ZM245 236H246V235H245ZM250 236H251V235H250ZM257 236H259V234H258ZM260 236H262V235H260ZM260 236H259V237H256V238H259V239H260ZM3 237H4V236H3ZM18 237H19V236H18ZM31 237H32V236H31ZM41 237H42V236H41ZM54 237H55V236H54ZM57 237H58V236H57ZM85 237H86V236H84V238H85ZM138 237H139V236H138ZM138 237H137V238H138ZM216 237H217V236H216ZM252 237H253V236H252ZM20 238H22V237H20ZM51 238H52V237H51ZM60 238H61V237H60ZM60 238H59V239H60ZM84 238H83V240H84ZM91 238H92V237H91ZM91 238H90V236H89V237L87 236V237L85 238V239H87L86 241H87V243H88V244H87L86 241H85L86 245H89L90 247H89V246H88V247H89V248H92V249H94V250H100V247H98V246L96 245L97 242L95 243V242L93 241L94 239L92 240ZM95 238H97V237H95ZM153 238H154V237H153ZM162 238H163V237H162ZM179 238H180V237H179ZM5 239H6V238H5ZM155 239H156V238H155ZM176 239H177V238H176ZM231 239H232L233 241H235L234 244L228 242L229 240L232 241ZM242 239H243V238H242ZM242 239H241V240H242ZM245 239H247V238H245ZM249 239H250V238H249ZM251 239H252V238H251ZM262 239H263V237L261 238V240H262ZM11 240H12V239H11ZM17 240H18V239H17ZM23 240H24V239H23ZM55 240H56V239H55ZM79 240H80V238H79ZM153 240H154V239H153ZM197 240H198V239H197ZM209 240H210V239H209ZM247 240H248V239H247ZM263 240H264V239H263ZM2 241H3V240H2ZM43 241H44V240H43ZM95 241H96V240H95ZM167 241H168V239H167ZM170 241H171V240H170ZM194 241H195V240H194ZM203 241H204V240H203ZM210 241H211V240H210ZM214 241H215V240H214ZM214 241L212 240V242H214ZM245 241H246V240H245ZM248 241H249V240H248ZM252 241H253V243H255L254 240H252ZM255 241H256V240H255ZM258 241H259V240H257V244H259ZM5 242H6V241H5ZM25 242H26V240H25ZM44 242H45V241H44ZM52 242H53V241H52ZM80 242H81V241H80ZM83 242H84V241H83ZM133 242H134V241H133ZM154 242H156V241H154ZM250 242H251V241H250ZM259 242H260V241H259ZM263 242H264V241H263ZM263 242H262V243H263ZM9 243H11V242H9ZM75 243H76V242H75ZM78 243H79V242H78ZM112 243H113V242H112ZM175 243H176V242H175ZM178 243H179V242H178ZM197 243H198V242H197ZM208 243H209V242H208ZM262 243H261V244H262ZM6 244H7V243H6ZM16 244H17V243H16ZM38 244H40V243H38ZM58 244L60 245V243H58ZM148 244H149V243H148ZM152 244H153V243H152ZM184 244H185V243H184ZM214 244H215V243H214ZM226 244H225V246H226ZM248 244H249V243H248ZM257 244H256V245H257ZM263 244H264V243H263ZM24 245H25V244H24ZM40 245H41V244H40ZM81 245H83V244H81ZM86 245H85V247H86ZM105 245H106V244H105ZM140 245H141V244H140ZM220 245H221V244H220ZM245 245H246V244H245ZM249 245H250V244H249ZM10 246H11V245H10ZM72 246H73V245H72ZM138 246H139V245H138ZM204 246H205V245H204ZM218 246H219V245H218ZM241 246H243V245H241ZM261 246H262V245H261ZM263 246H264V245H263ZM4 247H5V246H4ZM6 247H7V246H6ZM33 247H34V246H33ZM57 247H58V246H57ZM70 247H71V246H70ZM78 247H79V246H78ZM132 247H133V246H132ZM150 247H151V246H150ZM150 247H149V248H150ZM160 247H161V246H160ZM168 247H169V246H168ZM173 247H174V246H173ZM216 247H217V246H216ZM223 247H224V244H223ZM227 247H228V246H227ZM251 247H252V246H251ZM259 247H260V246L258 245V248H259ZM9 248H10V247H9ZM14 248H15V247H14ZM61 248H62V247H61ZM74 248H75V247H74ZM162 248H163V247H162ZM162 248H161V249H162ZM192 248H193V247H192ZM221 248H222V247H221ZM245 248H246V247H245ZM247 248H248V247H247ZM258 248H257V249H258ZM263 248H264V247H263ZM263 248H262V249H263ZM7 249H8V248H7ZM41 249H42V248H41ZM110 249H111V248H110ZM198 249H199V248H198ZM212 249L214 250V249H217V248H215V247H214V248L211 247V250H212ZM233 249H235V248H233ZM238 249H239V248H238ZM259 249H260V248H259ZM2 250H3V249H2ZM12 250H13V249H12ZM29 250H30V249H29ZM29 250H28V251H29ZM101 250H102V249H101ZM103 250H104V249H103ZM117 250H118V249H117ZM136 250H137V249H136ZM217 250H218V249H217ZM217 250H216V251H217ZM245 250H246V249H245ZM8 251H9V249H8ZM45 251H46V250H45ZM55 251H56V250H55ZM83 251H84V250H83ZM106 251H107V250H106ZM125 251H126V250H125ZM142 251H143V250H142ZM157 251H158V250H157ZM162 251H164V250H162ZM216 251H215V252H216ZM219 251H220V250H219ZM232 251H233V250H232ZM246 251H247V250H246ZM4 252H5V251H4ZM4 252H2V254H3ZM64 252H65V251H64ZM102 252H103V251H101V253H102ZM126 252H127V251H126ZM147 252H148V251H147ZM158 252H159V251H158ZM211 252H212V251H211ZM229 252H231V251H229ZM257 252H258V251H257ZM259 252H260V251H259ZM262 252H263V251H262ZM9 253H10V252H9ZM11 253H12V252H11ZM71 253H72V252H71ZM101 253H100V254H101ZM119 253H120V252H119ZM142 253H143V252H142ZM164 253H165V252H164ZM227 253H228V252H227ZM249 253H250V252H249ZM255 253H256V252H255ZM44 254H45V253H44ZM85 254H86V253H85ZM93 254H94V253H93ZM97 254H98V253H97ZM131 254H132V253H131ZM228 254H229V253H228ZM237 254H238V253H237ZM256 254H257V253H256ZM261 254H262V253H261ZM263 254H264V252H263ZM14 255H15V254H14ZM50 255H51V254H50ZM52 255H53V254H52ZM102 255H103V253H102ZM102 255H100V256L102 257ZM156 255H157V254H156ZM162 255H163V254H162ZM223 255H225V254L223 253ZM223 255L221 254V256H223ZM253 255H254V253H253ZM3 256H4V255H3ZM65 256H66V255H65ZM73 256H74V255H73ZM85 256H86V255H85ZM90 256H91V255H90ZM103 256H104V255H103ZM105 256H107V255H105ZM151 256H153V255H151ZM154 256H155V255H154ZM160 256H161V255H160ZM180 256H181V254H180ZM193 256H194V255H193ZM198 256H199V255H198ZM215 256H216V255H215ZM250 256H251V255H250ZM256 256H257V255H256ZM256 256H254V257H256ZM259 256H261L260 253H259ZM1 257H2V256H1ZM55 257H56V256H55ZM62 257H63V256H62ZM62 257H61V258H62ZM125 257H126V256H125ZM177 257H178V256H177ZM213 257H214V256H213ZM262 257H263V256H262ZM81 258H82V257H81ZM90 258H92V257H90ZM99 258H100V257H99ZM104 258L107 259V261L110 260V262H111V259H110V258H109V260H108V258H106V257H104ZM195 258H196V257H195ZM251 258H252V257H251ZM259 258H260V257H259ZM0 259H1V258H0ZM34 259H35V258H34ZM56 259H57V258H56ZM79 259H80V258H79ZM85 259H86V258H85ZM100 259H101V258H100ZM123 259H124V258H123ZM7 260H8V258H7ZM30 260H31V259H30ZM88 260L90 261V259H88ZM131 260H132V259H131ZM156 260H157V259H156ZM156 260H155V262H156ZM189 260H190V259H189ZM200 260H201V259H200ZM208 260H209V259H208ZM233 260H234V259H233ZM237 260H238V259H237ZM71 261H72V260H71ZM82 261H83V260H82ZM157 261H158V260H157ZM212 261H213V259H212ZM221 261H222V260H221ZM241 261H242V260H241ZM244 261H245V260H244ZM253 261H254V260H253ZM24 262H25V261H24ZM27 262H28V261H27ZM75 262H76V261H75ZM97 262H98V261H97ZM99 262H100V261H99ZM110 262H108V263H110ZM131 262H132V261H131ZM141 262H142V260H141ZM145 262H146V261H145ZM151 262H153V261H151ZM231 262H232V261H231ZM248 262H249V261H248ZM248 262H247V263H248ZM255 262H256V261H255ZM259 262H260V261H259ZM261 262H262V261H261ZM261 262H260V263H261ZM14 263H15V262H14ZM32 263H33V262H32ZM94 263H95V262H94ZM94 263H93V264H94ZM100 263H101V262H100ZM113 263H114V262H113ZM113 263H112V264H113ZM134 263H135V262H134ZM225 263H226V262H225ZM2 264H3V263H2ZM22 264H23V263H22ZM26 264H27V263H26ZM52 264H53V263H52ZM132 264H133V263H132ZM138 264H139V263H138ZM146 264H147V263H146ZM171 264H173V263H171ZM204 264H205V263H204ZM240 264H241V263H240ZM255 264H257V263H255ZM261 264H262V263H261Z\"/></svg>", "mask_w": 264, "mask_h": 264}]
</instances>
